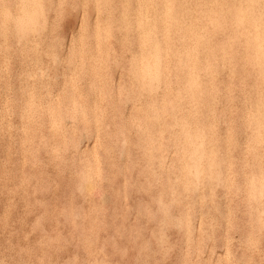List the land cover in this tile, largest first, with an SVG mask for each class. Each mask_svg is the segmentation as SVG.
Here are the masks:
<instances>
[{
    "label": "rangeland",
    "instance_id": "374dc122",
    "mask_svg": "<svg viewBox=\"0 0 264 264\" xmlns=\"http://www.w3.org/2000/svg\"><path fill=\"white\" fill-rule=\"evenodd\" d=\"M1 1L2 0H0V14L2 13V11H4V12L2 13L3 15H0V21H1L0 23H3V22L4 23L1 24L0 29L2 28V31L4 30L5 32L3 31V33H0V54H1L0 55V68H2V69H0V82L2 83V84L0 83V87H1L0 111L2 110L0 112V130H1L0 131V137H1L0 138V148H1L0 149V159H1L0 160V179H1L0 180V187H1L0 188V193H1L0 194V200H1L0 201V230H1L0 231V254H1L0 264H4V263L5 264H52V263L53 264L54 263L55 264H264V238L262 237V235H263L262 232L264 233V231H262V229L264 230V217H263L264 216V214H263L264 213V208H263L264 207V205H263L264 204V192H263L264 191V119H262V118H264V108H263L264 107V99H263L264 98V86H262V85H264V72H263V70H264V67H263L264 66L263 65L264 64V49H263L264 48V8L262 6V5H264V0L263 1L260 0L261 2L259 0H256L255 2H258V4L256 3L257 5H255L254 0H242V1L241 0H234V1L233 0H203V1L202 0H184L185 2L183 0H178V1L177 0H153V1L148 0V4H147L146 0H137V1L136 0H128V1L127 0H125V1L124 0H117V1L116 0H109V2H108V0H75V1L74 0H66V2H65V0H55V1L54 0H44V1L43 0H18V2L16 0H14L15 2L13 0H5L6 2L4 0H3L4 2H1ZM12 1H13V3H12ZM26 1L28 4L25 3ZM94 1H96V2L94 3ZM188 1H190V2H188ZM251 1H252V4H251ZM51 2H54V3H51ZM60 2H63V3L60 4ZM126 2H127V4H126ZM243 2L245 5H243ZM262 2H263V4H262ZM50 3H51V5H49ZM76 3H78V4H76ZM169 3H171V4H169ZM260 3H261V5H260ZM17 4L19 5V7ZM29 4H31V5H29ZM55 4H56V6H55ZM1 5H2V8H1ZM26 5H27V7H26ZM81 5H83V6L81 7ZM127 5L130 6V8L127 7ZM51 6H52V8H51ZM73 6H75V7H73ZM189 6H190V8H189ZM218 6H220V7H218ZM258 6L260 7V9H258ZM10 7H12V8L10 9ZM98 7L100 10L98 9ZM200 7H203V8L200 9ZM3 8H4V10H1ZM141 8H142V10H141ZM254 8H256L258 10H256V9L254 10ZM47 9L50 11H48ZM153 9H154V11H152ZM162 9H163V11H162ZM228 9H230V10H228ZM247 9L249 11H247ZM53 10H55V11H53ZM236 10L238 11V13L236 12ZM242 10L244 12H242ZM20 11L23 14L20 13ZM183 11L184 12L186 11L185 12L186 15H184L185 13ZM25 12H27V13H25ZM40 12H42L43 16ZM52 12L54 15L52 14ZM85 12L87 15L83 14ZM100 12H103V14H101ZM121 12H122V14L120 17L119 13H121ZM249 12H250V14H249ZM257 12H260L258 14L259 15L262 14V15L259 16L257 14ZM30 13H31V15H30ZM96 13H98L96 16L99 19L95 16ZM7 14L11 17L7 16ZM20 14H21V17H19ZM36 14H37V17H36ZM148 14H149V16H148ZM174 14H176V16H178V17H176ZM16 15H18V16H16ZM129 15L131 17H129ZM161 15L162 16L164 15L165 17L163 16V18H162ZM254 15L256 16L257 19L255 18ZM58 16L60 17V19ZM99 16H101L102 19ZM184 16H185V18H190L189 16H191V18L189 19L190 22L188 19L186 20L184 18ZM206 16H208L209 18ZM7 17H9V18H7ZM82 17L86 18V19L83 20ZM112 17H113V19H112ZM158 17L160 18V20ZM172 17L173 18L175 17V18L173 19ZM180 17H182V20ZM30 18H32V19H30ZM40 18L42 20H40ZM119 18H121L122 20ZM259 18H260V20H259ZM9 19H10V21H9ZM12 19L14 20V22L11 21ZM43 19L46 22H44ZM183 19L185 20V22ZM52 20H54V21H52ZM133 20L135 22H133ZM173 20H177V21H173ZM178 20H179V22H178ZM81 21L82 22L84 21V23L82 24ZM102 21H104V22H102ZM210 21H211V26L209 24ZM232 21H235L234 22L235 25L233 24ZM236 21H238V22H236ZM5 22L8 23L9 25L5 24ZM29 22H30V24L32 23V25H31L32 30H30L31 28L29 27L30 26ZM85 22H86V24H85ZM99 22H100V24H102L101 27H100ZM115 22H117V23H115ZM138 22H139V24H138ZM205 22H207V23H205ZM26 23L28 24L27 26H26ZM43 23H44V25H43ZM89 23H91L92 25ZM93 23H96V24L94 25ZM104 23H106V24H104ZM126 23H127V25H126ZM191 23H192V25H191ZM216 23H217V25H216ZM254 23H256V26H254L255 25ZM180 24H181L182 28L180 27ZM243 24H244L245 29L243 28ZM15 25H16V27H15ZM52 25H54V26H52ZM81 25H83L82 28H81ZM106 25H109V26H106ZM204 25H205V27H204ZM94 26H96V28ZM97 26L99 27L100 30L98 29ZM114 26H116V27H114ZM140 26L144 31L143 33H142V29L140 28ZM143 26L145 28H143ZM185 26L187 29L185 28ZM236 26L239 29H237ZM13 27H15V28H13ZM17 27H18V29H17ZM89 27H91V28L89 29ZM188 27H189V29H188ZM28 28H30V29H28ZM40 28H41V30L43 29L42 32H41ZM46 28H47V30H44ZM108 28H109V30H108ZM198 28H199V31L201 30L200 33H199V31H197ZM226 28L229 29L230 31L227 30ZM9 29L11 31L14 30L15 32H11ZM85 29H88V31ZM97 29H98V31H96ZM115 29H117V30H115ZM202 29L203 30L205 29V30L203 31ZM232 29H233V33L231 34ZM29 30H30V32L28 33ZM34 30H35V32H33ZM172 30H173V32H172ZM181 30H182V32H181ZM245 30H246V32H244ZM2 31H0V32H2ZM43 31H45V32H43ZM83 31L87 34H85ZM168 31L170 34L168 33ZM178 31H180V34H178L179 33ZM209 31L211 33H209ZM94 32H95V34H94ZM171 32L173 33V37H172ZM229 32H230V34H229ZM236 32L239 33V35ZM41 33H43L41 36L42 38L40 37ZM111 33H113V34H111ZM212 33H214L215 35ZM220 33L224 34V36L226 35L225 38ZM1 34H4V36H6V35H8V36H6L7 38L6 37L4 38V36ZM15 34H17V35H15ZM28 34H30V35H28ZM48 34H50V35H48ZM141 34L144 37H142ZM216 34L219 37H217ZM227 34H228V36H227ZM249 34H251V35H249ZM95 35H97V38L95 37ZM119 35H120V37H119ZM166 35H167V37H165ZM183 35L184 36L186 35V36L184 37ZM201 35H202V38L200 37ZM210 35L213 37H211ZM220 35L222 38L220 37ZM233 35H234V37H233ZM28 36H29V38H28ZM55 36H56V38H55ZM71 36H73V37H71ZM92 36L94 37V40H93ZM116 36H118V37L116 38ZM31 37H35V39H33ZM192 37H195V38H192ZM203 37H204V39H203ZM246 37L248 40L246 39ZM71 38H73L74 41ZM79 38H82V39H79ZM85 38L87 40H89V38H90V40L87 41ZM170 38H171V40H170ZM205 38H207V39H205ZM220 38L222 39V41L224 40L223 44H221ZM242 38H245V39L242 40ZM259 38H261V39H259ZM8 39L10 42L8 41ZM32 39H33V42H32ZM97 39H99L100 41ZM120 39H121V43H120ZM175 39H176V41H175ZM231 39L234 40V42H232ZM249 39L251 40V42ZM14 40H17V41H14ZM150 40L151 41L154 40L153 41L154 44H153V42L150 43L151 42ZM235 40H237V41H235ZM253 40H254V42H253ZM52 41H53V43H52ZM69 41H72V42L70 43ZM96 41H97V43L95 44ZM173 41H174V43H173ZM178 41L180 43H178ZM3 42H4V44H3ZM45 42L46 43L48 42L50 44L47 43L48 45H46ZM73 42L76 44H74ZM36 43L38 45L41 44V46L40 45L38 46ZM246 43H247V47H246ZM22 44H24V45H22ZM72 44H74V45L72 46ZM83 44H85L86 46ZM127 44H128V46H127ZM199 44L201 46H199ZM2 45L7 46V47L4 48V47H2ZM25 45L26 46L28 45L27 46L28 49L25 47ZM102 45H103V47H102ZM203 45L205 46V49H204ZM222 45H224V46L222 47ZM36 46L39 48L36 49L35 48ZM45 46H47V47H45ZM53 46L56 49L54 48V50H53ZM98 46L101 48L99 49ZM135 46L137 49H135ZM182 46H183V49H182ZM9 47H10V49H9ZM19 47L20 48L22 47L21 49L24 51H22ZM44 47L46 50L44 49ZM49 47H51V48H49ZM59 47H60V49H59ZM79 47H81L82 49ZM149 47H150V49H149ZM172 47L173 48L175 47V48L173 49ZM176 47H179V49ZM186 47H187V49H186ZM252 47H254L253 48L254 50L252 49ZM12 48H13V50H11ZM29 48H31V50L32 49L33 50L31 51ZM86 48L87 49L89 48V49L87 50ZM95 48L97 49V52L95 51L96 50ZM126 48H127V50L128 49L129 50L127 51ZM196 48L202 49L205 52L203 53L202 50H197ZM47 49H50V50H47ZM70 49H71V51H70ZM133 49L136 51H134ZM166 49L168 50V52ZM207 49L209 51H207ZM39 50H41V51H39ZM147 50H149L148 52H151V53L154 51V54L153 53L149 54L148 52L146 53ZM156 50H158V52H155ZM180 50L182 53L180 52ZM188 50H190V51H188ZM191 50H193V51H191ZM194 50L197 52H195ZM210 50L213 53H211ZM5 51L9 52L10 56H9V53H6ZM28 51L31 53H28ZM68 51H69V53H68ZM91 51H93V52H91ZM94 51H95V54H94ZM169 51L171 52V54H169L170 53ZM219 51H221V52H219ZM12 52H14V53H12ZM24 52H26L28 55ZM42 52H44V53H42ZM51 52L53 53V55ZM73 52L77 53V55L76 54L74 55ZM105 52H107V53H105ZM183 52L185 53V56H184ZM223 52H225L226 54ZM16 53H17V55H16ZM80 53L83 56L82 55L80 56ZM97 53H99V54H97ZM103 53L105 56L103 55ZM177 53H179L180 55L179 54L177 55ZM187 53H189V54H187ZM199 53H200V55H199ZM221 53L224 54V57ZM236 53H238V54L236 55ZM241 53H243V54L245 53L244 56ZM14 54L16 56H14ZM32 54L33 55L35 54V55L33 56ZM43 54H45V55H43ZM131 54H134L133 55L134 58H132ZM181 54H182V56H181ZM192 54H193V56H192ZM213 54H215V55H213ZM230 54L232 55V57H230L231 56ZM5 55H7V56H5ZM26 55H27V57H26ZM84 55H86L87 57H85ZM90 55L91 56L93 55L92 56L93 59H91ZM102 55H103V57H102ZM138 55H139V58H138ZM145 55H146V57H145ZM227 55H228V57H227ZM233 55H235V57H233ZM249 55H251V56H249ZM37 56H39V58ZM44 56H46V57H44ZM77 56L79 57V59L81 58L80 59L81 62ZM106 56H108L109 58ZM158 56H159V59L157 58ZM54 57H56V58H54ZM83 57H85V58H83ZM94 57H96V58H94ZM110 57H111V59H110ZM154 57H156V58H154ZM240 57H241V59H243V58H245V59L240 60L239 59ZM30 58L32 59V61ZM34 58H35L34 61H36V63L33 61ZM51 58L53 61L51 60ZM82 58L84 60H82ZM100 58H101V60H99ZM128 58L129 59L131 58L132 60L131 59L129 60ZM135 58H136V60H135ZM137 58L139 59L138 60L139 63H137ZM163 58L165 61L166 60L167 61L165 62L164 60H162ZM256 58H259V59L256 60ZM3 59L5 62H2ZM63 59H65V60H63ZM72 59H74V60H72ZM140 59H141V61H140ZM154 59H155V61H154ZM179 59L181 62H184V64H186L187 66L185 67V65L182 64L179 61ZM182 59H183V61H182ZM185 59H186V61H185ZM212 59H214L218 63L214 62V60H212ZM222 59H224V60L227 59V60L223 61ZM231 59H234V60H231ZM28 60H30V61H28ZM86 60H87V62H85ZM91 60H92V62H91ZM108 60H109V62H108ZM114 60H115V62H114ZM187 60H188V62H187ZM199 60H200V62H199ZM204 60H206V61H204ZM221 60L223 62H221ZM244 60H245V62H244ZM259 60H260V62H259ZM103 61H104L105 65L103 64ZM110 61H112L113 63H111ZM132 61H135V62L132 63ZM240 61H243V62H240ZM28 62H29V65L27 64ZM77 62H80V63H78V65H76ZM95 62L96 63L98 62V63L96 64ZM130 62L132 65L129 64ZM140 62H142V63H140ZM191 62H193V63H191ZM202 62H205L207 64L203 63V65H202L203 67H202V66H200L202 64ZM252 62H255V63H253V65H252ZM258 62H259V64H258ZM38 63H39V65H38ZM100 63H102V64H100ZM174 63H176V64H174ZM55 64H57V65H55ZM70 64H72V65L70 66ZM73 64H75L76 67L81 66V68L80 67H79L80 69L78 67L76 68ZM86 64H88V66ZM99 64H100V66H99ZM108 64L110 66H108ZM133 64H134V66H133ZM237 64H239V65H237ZM1 65H2V67H1ZM68 65H69V68L67 69ZM115 65H116V67H115ZM136 65H137V67H136ZM139 65H140V67H139ZM211 65H212V67H211ZM220 65H222V66L220 67ZM227 65L230 66L231 68L228 67ZM236 65H237L238 69L236 68ZM243 65H245V66L243 67ZM251 65L253 67V68L251 67L252 69L250 68ZM259 65L262 67H260ZM8 66L10 69L8 68ZM32 66H34V67H32ZM73 66H74V68H73ZM95 66H96V68H95ZM131 66L133 68L134 67L135 68L133 69ZM146 66H148L149 69ZM175 66H177V67H175ZM207 66H210V67L206 68ZM54 67H55L56 71H55ZM70 67L73 71L72 70L69 71ZM82 67L84 68V70ZM126 67H128L130 69H127ZM164 67L167 71H164ZM182 67H183V69H182ZM187 67H188L189 71H187ZM199 67H201V69H199ZM204 67L207 70H204ZM213 67H216V68L214 69ZM226 67H227V69L225 70ZM154 68H156V70ZM170 68L173 69L172 73H170L171 72ZM233 68H235V70ZM53 69H54V71H53ZM74 69H75V71L77 69H79V71L77 70L76 71L77 73H76L74 71ZM86 69H87V71H86ZM107 69H109V70H107ZM112 69H113V72H112ZM136 69H138V70H136ZM219 69L220 70L222 69V70L220 71ZM223 69H224V71H223ZM7 70L10 72H8ZM20 70H21V72H20ZM35 70L38 74L35 73ZM50 70H51V73H50ZM130 70L132 71V73ZM134 70L137 72L138 75H136ZM174 70L175 71L178 70V71H176L178 73H176ZM194 70H195V73H197V74H194ZM197 70H198V72H197ZM208 70L210 72H208ZM236 70H239V71L237 72ZM43 71H44V75H43ZM90 71L92 73H90ZM127 71H129V72H127ZM204 71H206V74H203V73H205ZM215 71H216V73L217 72L218 73L217 74L214 73ZM250 71H252V72H250ZM14 72H17V74L15 75ZM25 72H26L27 76L25 75ZM79 72H80V74L83 73L82 76L79 74ZM125 72L130 73V75L126 74ZM189 72H191V73H189ZM236 72L238 75L236 74ZM247 72L250 75V77L247 74ZM1 73L3 74V76L1 75ZM73 73H75V74H73ZM93 73H95V74H93ZM148 73L149 74L151 73L150 75L153 77L149 76ZM160 73H161V75H160ZM198 73L200 74L199 76H198ZM242 73H244V74H242ZM77 74H79V76H77ZM90 74L92 77L90 76ZM134 74H135V77L133 79ZM173 74H176V75L174 76ZM193 74L196 76H194ZM202 74L205 77L201 76ZM61 75H63V76H61ZM72 75H74L75 77ZM107 75H108V77H107ZM131 75H132V77H131ZM162 75L164 77H161ZM187 75H189V76H187ZM206 75H207V77H206ZM209 75H212V76H209ZM219 75L223 76V77H220ZM18 76H19V78H18ZM28 76L30 77L29 80H28V78H29ZM67 76H69V77H67ZM70 76L73 78V79H71L72 81H70V79H69V78H71ZM93 76L94 77L97 76V77L94 79ZM100 76H102V78ZM137 76H138V78H136ZM56 77H57V79H56ZM85 77L86 78L89 77L91 79L88 78V80H86ZM142 77L144 78L143 79L144 81L141 79ZM150 77H151V79H150ZM177 77H179V78H177ZM190 77L193 79H191ZM243 77H245V79ZM74 78H75V80H74ZM135 78L137 79V81ZM153 78H155V79H153ZM156 78L158 80H156ZM161 78L162 79L165 78V80L164 79L162 80ZM166 78H168V79L170 78L171 80H168ZM176 78H177L178 82L176 81ZM184 78L188 79L189 82L186 79L184 80ZM206 78H207V81H206ZM240 78L243 79V81L240 80ZM82 79H83V81H82ZM145 79L147 80V82L145 81ZM195 79H196V81H195ZM229 79L231 80L230 82H229ZM235 79L238 81H235ZM25 80L28 82H25ZM47 80H49V81H47ZM54 80H56V81H54ZM89 80L90 81L92 80L93 82L94 81L95 82L93 83L92 81L90 82ZM104 80H106V82H104ZM132 80H134V81H132ZM173 80H174V83H173ZM193 80H194V82H193ZM107 81H110V82H107ZM171 81L174 85L171 84ZM190 81L193 84H191ZM240 81H241V83H240ZM33 82H34V84H33ZM53 82H54V84H53ZM144 82L146 83L145 85H144ZM164 82H165V84H163ZM237 82H239V83H237ZM5 83H7L8 85ZM13 83H14V85H13ZM25 83L30 88L29 87L27 88L26 86H24V85H26ZM70 83L73 86H69ZM90 83H92L91 86L89 85ZM136 83H138L139 85H137ZM169 83L172 86L169 85ZM175 83H178V84H175ZM180 83H182V84H180ZM206 83L208 84V86H206L207 85ZM252 83H254V84H252ZM9 84L11 86L12 85L13 86L11 87ZM29 84H31V85H29ZM93 84H94V86H93ZM95 84H97V85H95ZM107 84H108V86H106ZM141 84H143V85H141ZM148 84H149V87L147 86ZM201 84L205 85V86H203V88H202ZM237 84H239V85H237ZM75 85L77 86V88ZM85 85H86V87L88 86L87 87L88 89L90 87L91 88L88 90L85 87ZM131 85H133V87H131ZM134 85L137 87L134 88L135 87ZM150 85L153 86V88H154V85H156L154 89L157 91L158 94L156 93V91H154V89L152 87H150ZM160 85H161V87H160ZM179 85H181V86L179 87ZM189 85L190 86L192 85V87H188ZM215 85H216V87H215ZM58 86L60 87L59 89H58ZM96 86L97 87L99 86L98 87L99 89L96 88ZM143 86H145V87H143ZM169 86H170V88H169ZM235 86H236L237 90L235 89ZM24 87H25V91L23 90ZM31 87H34V88H31ZM68 87H70V90L67 89ZM73 87H74V89H73ZM147 87H148V89H147ZM156 87H158V88H156ZM167 87H168L169 91L167 90ZM172 87H174L173 90H176L175 88L178 87L177 90L174 91V94H173V91L171 89ZM183 87H185V88L188 87V88L185 89ZM204 87L205 88L210 87L209 88L210 90L209 89L206 90ZM212 87H213V89H215V91L212 89ZM43 88H46V89H43ZM104 88H105V90H104ZM127 88H129V89L127 90ZM140 88H143V89H140ZM159 88H164L165 90L164 89L162 90ZM190 88L193 90H190ZM18 89H20V90H18ZM31 89L34 90V92ZM86 89H87V92H86ZM91 89L93 91H95L96 93L93 92ZM100 89L101 90L103 89L104 91L103 90L101 91ZM134 89H136V90H134ZM179 89H181L182 92L184 91L185 93H181V90H179ZM202 89L204 92L201 91ZM227 89H231L234 91L230 90L228 92ZM238 89H241L240 90L241 92H239ZM253 89L254 90L257 89L256 91H258V93L256 91H254ZM2 90H4V91H2ZM57 90H58V93H57ZM65 90H67L68 93ZM224 90L227 91V92H225L226 95H225V93H223ZM249 90H251V91L249 92ZM9 91H10V94H9ZM30 91H31V94H30ZM74 91L77 93H75ZM124 91L127 92V94ZM213 91H214V94H212ZM245 91H247V92H245ZM3 92H5L7 94H5V93L3 94ZM27 92H29L28 95H27ZM45 92H46V94H43ZM89 92H91V93H89ZM97 92L101 93L100 95H102V96L105 93V95H107L106 96L107 98L104 95L103 97H105V98H104V100H102L103 97H99L100 95L97 94ZM152 92H154V93L151 94ZM165 92H166V94H165ZM242 92H245V93H243V95H242ZM61 93H63L64 96ZM144 93H146V94H144ZM169 93L173 94L172 96L175 97L176 99L173 98L171 95H169ZM178 93L180 96L182 94V97H179ZM248 93H250V94L248 95ZM29 94L32 97H30ZM32 94H34L36 96H34ZM37 94H39V95H37ZM65 94H67V96ZM85 94H86V96H85ZM91 94H93V96ZM96 94L99 98V100H98V98L96 100L99 103L97 101L94 102V99L96 98V96H95ZM161 94H163V95H161ZM211 94L213 96H211ZM237 94H239V95H237ZM244 94H246V95H244ZM262 94H263V96H261ZM47 95H50V96L48 97ZM87 95H88V98H87ZM153 95H154V97H153ZM176 95H177V97H176ZM184 95H186V96H184ZM24 96H26V97H24ZM28 96L31 98V100H30V98H28ZM37 96H38V98H37ZM78 96H80V97H78ZM90 96L93 97V99H92L93 101L91 100L92 97H90ZM159 96L164 99L162 101V104H161L162 99ZM163 96H165V97H163ZM183 96H184V99H183L184 101L182 100ZM199 96L202 99H199L198 98ZM221 96H222V98H221ZM228 96H229V98H227ZM240 96H242L243 98ZM245 96L247 97V99L244 98ZM20 97H21V100H20ZM72 97L76 98V100L75 99L73 100ZM142 97H143V99H142ZM155 97L159 100V102H157V99ZM206 97H208V99H206ZM212 97H215V98L212 99ZM33 98L34 99L37 98V99H35L36 101L32 100ZM40 98H43V99H40ZM45 98H47V99H45ZM56 98H58V99H56ZM66 98L67 99L70 98V99L66 101ZM109 98H110V100H109ZM166 98L168 101L174 100L176 102L174 103V101H171V103H170V102L166 101ZM187 98H189V99H187ZM241 98L243 101L245 100L244 101L245 103H242ZM105 99H107L108 103H106ZM139 99H140V101H139ZM179 99H180V104H179V101H177ZM190 99H191V101H190ZM255 99L258 100V102ZM16 100H17V102H16ZM50 100L51 101L53 100V102H50ZM71 100L73 102L75 101L76 105L74 104L75 102L73 103ZM83 100L85 103L83 102ZM195 100H196V102H195ZM205 100H207L206 101L207 103L204 102ZM259 100H260V102H259ZM21 101H23L24 103H22ZM32 101L34 102V104L32 103ZM100 101H102V102H100ZM186 101H188L189 104ZM213 101L215 103H213ZM238 101L239 102L241 101V103H239ZM38 102H39V104H38ZM40 102H42L43 104ZM55 102H56V105H55ZM147 102L149 104H147ZM152 102H154L156 105ZM163 102L164 103L166 102L165 103L166 106L163 105L164 104ZM177 102H178V104H177ZM209 102L210 103L212 102V103L209 104ZM230 102H232V103H230ZM255 102H257V103H255ZM1 103H2V105H1ZM4 103L6 105H4ZM8 103H9V105H8ZM25 103H26V105H25ZM45 103H46V105H45ZM49 103H50V107H49ZM57 103H59L60 105L59 104L57 105ZM82 103H84V104H82ZM159 103H160V105H159ZM236 103H238V104H236ZM260 103H262V104H260ZM18 104L19 105L21 104V105L19 106ZM23 104H24V106H23ZM27 104H30V105L27 106ZM37 104H38V106L41 105V107H38V106H37L38 108L36 106L33 107L34 105H37ZM71 104L73 106H71ZM79 104H81L82 106ZM86 104L87 105L89 104L91 107H89V105L87 107ZM132 104H135V105H132ZM141 104H144L145 109H144L143 105H141ZM196 104H198L199 106H197ZM232 104L234 105V107ZM43 105H45V108ZM52 105H54V106H52ZM94 105H96V108ZM146 105H148V106H146ZM158 105L160 107H158ZM161 105L163 106V108L161 107ZM168 105H171L172 107L168 106ZM207 105H208V107H207ZM209 105H212V107ZM242 105H244L243 111H242V108H240V107H242ZM258 105H259V107H258ZM262 105H263V107H262ZM29 106H31V107H29ZM79 106L82 108L84 107V109L81 110V108ZM113 106H115V107H113ZM134 106H136V107L134 108ZM140 106L142 108H140ZM154 106H157V107L154 108ZM173 106H174V111H172ZM178 106H180V107H178ZM193 106H196L197 107L196 109H198V107H199V109H198L199 111L196 109L192 110V108H195ZM201 106H203V107L201 108ZM204 106H206V107H204ZM226 106H227V108H226ZM9 107H10V109H9ZM46 107L47 108L49 107V108L47 109ZM54 107H55V111L53 110ZM66 107H67V109H66ZM86 107H87V109L85 111ZM138 107H139V109H138ZM148 107H149V110H148ZM177 107L181 111L175 109ZM182 107H185V108H182ZM189 107H190V109H189ZM4 108H6V109L4 110ZM25 108H27L28 110ZM31 108H33L34 111ZM63 108H65L64 110H66L65 111V112H67L66 114H68L69 112L72 111L71 113H69L72 115H69V114H68V116L65 115V113L63 112L64 111ZM68 108H69V111H68ZM71 108H72V110H71ZM75 108H77V109H75ZM89 108H92V109H89ZM97 108H98V110H97ZM111 108H113V110ZM157 108L158 109L161 108L162 111L165 109V111H167L168 113H165L163 111V115H164V117H163V115L161 113V109H159L160 111L158 110V113L156 112ZM204 108H206L205 111H204ZM211 108H213V109H211ZM228 108H230V109H228ZM254 108H256V109L254 110ZM42 109H44V110H42ZM79 109H80V111H79ZM88 109H89V111H88ZM140 109H143V110H140ZM169 109H171V111ZM202 109H203V111L201 112ZM209 109H210V111H209ZM231 109H233V110H231ZM240 109H241V111H240ZM7 110H8V112H7ZM11 110H12V113H14V114H12L10 112ZM35 110L38 112H35ZM77 110L79 112H77V114H76ZM183 110H185V111H183ZM248 110H250L251 112H248ZM49 111H51V112H49ZM91 111L93 112V116L91 115L92 114ZM169 111H170L171 115H173V116H170V117L168 116V115H170ZM175 111H176V113L179 112L180 115L176 114ZM188 111L190 112V114ZM197 111H198V113H197ZM225 111H226V113H225ZM256 111L258 112L257 113L258 115H256V113H255ZM96 112H98V113H96ZM102 112H104L105 114ZM149 112H151V113H149ZM227 112H230V113H227ZM239 112L240 113L242 112L241 113L242 116ZM246 112H248V113H246ZM18 113L24 119L19 117L20 115ZM42 113H44L45 115H43ZM54 113L55 114L58 113V115L56 114L57 115L56 116ZM95 113H96V115H95ZM152 113H155V114L152 115ZM181 113H183V114H181ZM186 113L190 116H188ZM191 113H192V115H191ZM196 113L198 116H196ZM201 113H203V114H201ZM204 113L207 115V117ZM210 113L212 114V118L210 117L211 116ZM243 113L247 114L248 116L247 115L245 116V114H243ZM250 113L253 115H251ZM27 114H28V116H27ZM30 114H32V116H30ZM51 115H52V118H51ZM60 115H62L63 118ZM138 115L139 116L141 115V117H139ZM181 115H184L187 119ZM193 115H195V116H193ZM199 115L201 118L203 116L206 117L208 119V121L204 117L202 119L199 118ZM7 116H8V118H7ZM41 116H42V118H41ZM71 116H74L75 119ZM83 116L85 119L83 118ZM147 116H149V120H148ZM174 116H176V117H174ZM249 116L253 117V119L250 118ZM258 116H260V117H258ZM46 117L48 118V120ZM49 117H50V119H49ZM59 117L63 121H61ZM93 117L96 121H94ZM145 117H147V118H145ZM152 117H153V119L150 120V118H152ZM168 117L171 120L168 119ZM215 117L216 118L218 117L216 119V122H214ZM245 117H247V118H245ZM28 118L31 120H26ZM53 118H56V119L59 118L58 121L60 120V123L56 119L54 120ZM82 118H83V120H82ZM100 118L103 120H101ZM154 118H156V119H154ZM193 118L196 119L195 121H198L199 124H197V122L193 121L194 120ZM42 119H44V120H42ZM145 119H146L145 123L148 126V128L147 129L145 128V130H144L143 128L147 127L144 124ZM197 119H199V120H197ZM34 120H35V123H34ZM49 120L50 121L54 120L56 122H53V121L50 122ZM99 120H101L100 121L101 123L99 122ZM179 120H180V122L181 121L184 122V124H183V122H181L180 124H182L181 127L183 129L185 127V129L188 131L187 132V131H184L182 129L184 131V133H187L186 135L184 133L182 134L183 131L180 130L181 127H179V123H178ZM253 120L256 121L257 123L253 122ZM128 121H129L130 125L128 124ZM5 122L8 123L9 126ZM10 122L13 125V126L11 125V127H10ZM63 122H64L65 126H63ZM138 122H140V124ZM174 122H176V124ZM189 122L191 123L190 125H189ZM210 122H212V123H210ZM243 122H244L245 126H243L244 125ZM47 123H50V124L48 125ZM134 123H136L135 124L136 126L134 125ZM152 123L154 125H152ZM216 123H218L219 126ZM225 123L227 124V126L225 125ZM20 124L22 126H20ZM26 124H27V126H26ZM59 124H62V125H60V127L58 128ZM92 124H94V125H92ZM161 124L164 125V126L162 125V128H161ZM186 124L188 126H186ZM200 124H202L201 127L203 126L202 129L199 126ZM250 124L253 127L255 126V128H253ZM41 125H42V127H40ZM46 125L49 127H47ZM55 125H58V126H55ZM139 125H141L142 128H141V126L139 127ZM173 125H176V127H174ZM192 125H193V127H192ZM5 126H7V127H5ZM15 126L17 127L18 130L15 128ZM54 126L56 127V129L54 128ZM167 126H170V127L167 128ZM13 127L18 132L16 130L14 131ZM104 127L105 128L108 127L107 128L108 130L105 129ZM156 127H159V128H156ZM172 127H173V130L171 129ZM178 127H179V129H178ZM197 127L199 130L197 129ZM226 127H230L231 129L226 128ZM21 128H23V129H21ZM40 128L43 130H41ZM216 128H218V129H216ZM27 129H28V131H27ZM59 129L62 131H60ZM205 129H206V131H205ZM226 129H227V131H226ZM44 130L47 132H45ZM170 130L174 131L175 133L171 132ZM192 130H193V132H192ZM197 130H198V132H197ZM202 130H203L204 134L201 132ZM254 130L256 132H254ZM101 131H102V133H101ZM139 131H140V133H139ZM143 131H145V132H143ZM158 131H161V132L158 133ZM176 131L178 133H176ZM208 131L210 133H208ZM230 131H231V133H230ZM251 132H252V134H251ZM13 133H15V134H13ZM105 133H107V135ZM143 133H146L147 137ZM162 133H164V134H162ZM173 133L177 134L179 136L181 134L182 137L179 138L177 135L176 136L173 135ZM197 133L198 134L200 133L201 135L203 134V136H200ZM46 134H48V135H46ZM149 134L151 136L154 134L152 136L153 138ZM159 134L160 135L162 134L163 137L160 136ZM256 134H258V135H256ZM227 135H229L230 137ZM234 135L235 136L237 135V136L235 137ZM13 136H14V138H13ZM155 136H156L157 140H156ZM197 136L201 140V142H199L200 141L199 139L196 140ZM214 136L216 139L214 138ZM240 136H242V137L240 138ZM2 137H4V138H2ZM32 137L34 138V140ZM148 137H150L151 139ZM158 137L162 141L159 140ZM183 137H186L187 139L190 137L189 140L190 139H192V140L189 141ZM7 138H9V139L11 138V139L9 140ZM69 138H71V139H69ZM95 138H96V140H94ZM207 138H208V140H207ZM224 138L226 140H224ZM27 139H28V141H27ZM68 139L71 140V142ZM147 139H149V140L147 141ZM152 139L154 142L152 141ZM30 140H32V141H30ZM44 140L45 141L48 140L49 142L48 141L45 142ZM98 140H99V143L101 145L98 143ZM106 140H109V141H106ZM155 140H156V145H155ZM184 140H185V143H184ZM227 140H228V142H227ZM39 141H40V143H39ZM150 141H152V142H150ZM191 141H192V144H191ZM215 141H216V143H215ZM223 141H224V143H223ZM4 142H6V143H4ZM14 142L16 143L15 145H14ZM139 142H141V143H139ZM143 142L145 143L144 145L142 144ZM21 143H22V145H21ZM26 143H27V145H26ZM67 143H69V144H67ZM109 143H110V145H109ZM157 143H158L159 147L157 146ZM171 143H173L174 145ZM198 143H199V145L200 144L202 145L203 149H202V147H200L198 145ZM203 143H205V144H203ZM41 144H43V145L45 144L44 146L47 147V149H45V147ZM141 144H142V146H141ZM180 144H181V146H180ZM227 144L231 148H229ZM239 145H240V147H239ZM11 146L12 147L16 146V147L12 148ZM42 146H43V148H41ZM51 146H53V147H51ZM54 146H55V148H54ZM194 146L196 148H194ZM204 146H205V148H204ZM212 146L213 147L215 146V147L213 148ZM217 146H218V148L220 147V149H218ZM244 146H246V147H244ZM19 147H20V149H19ZM58 147H59V149H58ZM139 147H140V149H139ZM27 148H28V150H27ZM40 148L42 151L40 150ZM72 148H74L73 151H72ZM154 148L157 150V153L155 152L156 150L154 151ZM162 148H163V150H162ZM21 149H23V150L21 151ZM89 149H90L91 153H89ZM92 149L94 151H92ZM142 149H144V150L142 151ZM175 149L178 150V154H176L177 151L175 152ZM180 149H181V151H180ZM192 149H193V151H192ZM194 149H195V153H194ZM254 149H255V151H254ZM32 150H34V151H32ZM95 150L97 151V153ZM182 150H183V152H182ZM184 150L186 151L185 153H184ZM199 150H200V153H199ZM242 150H244V151H242ZM251 150H253V151H251ZM22 152H23V154H22ZM61 152H62V154H61ZM143 152H145V154ZM162 152L164 154H162ZM191 152H192V154H191ZM216 152L218 154H216ZM50 153H52V154H50ZM148 153H150V154H148ZM180 153L182 154V156ZM208 153H209V155H211V157L208 156L206 159L205 156H207ZM219 153L221 156L219 155ZM14 154L17 156L19 155V156L17 157ZM172 154H173V157H171ZM55 155H57V157ZM91 155H92V158H94L95 160L91 158ZM41 156L43 159L41 158ZM67 156L69 159L67 158ZM98 156L100 159L98 158ZM145 156L147 158H145ZM163 157H164V159H163ZM187 157L188 158L191 157V158L188 160ZM16 158H18V159L16 160ZM33 158H34V160H33ZM50 158H52V159H50ZM61 158L63 161V162L61 161L62 163L60 162ZM209 158L210 159L212 158L211 161H213V164H212V162H210V160H208ZM39 159H40V161H39ZM46 159H47V161H46ZM160 159H161V162H160ZM169 159H171V160H169ZM195 159H197V160H195ZM201 159H202V161H201ZM203 159H205V161ZM54 160H56V161H54ZM86 160H87V162H86ZM193 160L196 161L197 163L196 162L191 163V161H193ZM178 161H179V163H181V162L182 163L178 164ZM198 161L200 164L198 163ZM48 162H49V164H48ZM81 162H83V163H81ZM89 162L91 165L88 164ZM202 162H205V163L202 164ZM218 163H219V165H218ZM63 164H65L67 169ZM158 164L160 165V167L158 166ZM162 164H164V165H162ZM185 164H188L190 167L188 165L186 166ZM193 164L195 166L194 168H193ZM228 164L231 167H229ZM53 165H55V166H53ZM85 165H87V166H85ZM179 165H181V166L183 165L182 166L183 168ZM222 165H223V167H222ZM109 166H110V169H109ZM172 166L174 169H172ZM184 166H186L187 169H189L191 171L190 172H189V170L187 171V169H185L186 167H184ZM197 166H198V168H197ZM201 166H203L204 168L203 167L200 168ZM209 166L212 168L211 169L209 168L208 169L209 171H208L206 169ZM214 166L216 167V169ZM13 167H14V169H13ZM88 167H89V169H88ZM166 167L171 169V170L166 169ZM217 167H218V169H217ZM145 168H148V169H145ZM40 169H42V170H40ZM81 169H83V170H81ZM96 169H97V171H96ZM150 169H152V170H150ZM181 169H182V171H181ZM184 169H185V171H184ZM88 170L90 172H88ZM203 170L207 171V173H205V171H203ZM222 170H224V171H222ZM146 171H147V173H146ZM200 171H201V173H200ZM257 171H259V172H257ZM20 172H21V174H20ZM24 172H26V173H24ZM179 172L183 175L181 176V174H178ZM208 172L211 174H209ZM81 173H82V175H81ZM92 173L93 174L95 173L94 175H96L98 177V179L96 176L92 175ZM152 173H154V175H152ZM189 173L190 174L192 173L195 176H193V175L190 176ZM212 173L214 174L215 177L212 176ZM251 173H252V175H251ZM4 174H6V175H4ZM54 174H55V177H54ZM172 174H173V177H172ZM187 174H189V175H187ZM222 174L224 177L222 176ZM224 174H227V175H224ZM26 175H27V177H26ZM102 175H103V177H102ZM28 176L31 177V179ZM187 176H189L190 178H188ZM181 177L184 179H182ZM218 177H219V179H217ZM82 178L84 181H82ZM166 178L168 179L167 181L165 180ZM209 178H211V179H209ZM2 179H4V181ZM23 179H25V180L23 181ZM89 179L91 180L92 184L90 183ZM177 179H179V181ZM205 179H207V181ZM215 179H216V181H215ZM248 179H250V180H248ZM14 180H16V181H14ZM85 180H87V181H85ZM94 180H95V182H94ZM152 180H154V181H152ZM199 180H201V181H199ZM261 180H262V182H261ZM79 182H81V183L79 184ZM85 182L88 184H83ZM197 182L203 187H200V185L197 184ZM11 183H13V184H11ZM255 183H257V184H255ZM27 184H28V186H27ZM158 184L160 186H158ZM84 185H88V186H84ZM210 185H212V187ZM207 186L209 187L210 190L208 189ZM220 186H221V189H220ZM253 186H255V187H253ZM84 187H86L87 189L86 188L84 189ZM93 187H95V188H93ZM191 187L193 189H191ZM23 188H24V191H23ZM27 188H28V190H27ZM89 188H91V189H89ZM203 188H207V190L203 189ZM248 188L250 189V191L252 190V192L253 191L254 192L248 193V191H249ZM213 189H215V190H213ZM247 189H248V191H247ZM82 190H84V191L82 192ZM95 190H97V191H95ZM12 191H13V193H12ZM201 191H203V192H201ZM210 191H211V193H210ZM256 191L258 192V194L255 193ZM189 192H191V194ZM261 192H263V193H261ZM24 193H25V195H24ZM205 194H207L209 196H207ZM256 194L258 196H256ZM179 195H180V198H179ZM210 195H211V197H210ZM2 196H3V198H2ZM49 196H50V198H49ZM199 196H202V197L207 196L208 198H204V197L202 198ZM249 197L252 199H250ZM256 197H257V199H259V201L256 199ZM210 198H211V200H210ZM249 200H251V201H249ZM12 201H13V203H12ZM38 201H39V203H36ZM169 201H171V202H169ZM191 201H193L195 203V205L196 204L197 205L195 206L194 203ZM19 202H21V203H19ZM192 203L195 207L192 205ZM11 204H13V205H11ZM93 204H95V205H93ZM213 204H214V206H213ZM27 205L29 207H26ZM52 205H53V207H52ZM167 206H169V209ZM7 208H9V209H7ZM15 208H17V209H15ZM158 208H159V210H158ZM191 208L193 209V211ZM13 210H14V212H13ZM161 210H163V211H161ZM172 210H173V212H172ZM31 211H33V212H31ZM164 212H166V213L164 214ZM177 212H179V213H177ZM42 213H44V214H42ZM83 213H84V215H83ZM260 213H261V215H260ZM28 215H29V217H28ZM165 215H167L169 217H167ZM258 215H260V216H258ZM181 216H183V217L181 218ZM94 219H95V221H94ZM167 219H169V221ZM27 221L29 222V224ZM179 221H180V223H179ZM22 222H24V223H22ZM34 222L36 224L33 225ZM38 222L40 223V225L38 224ZM254 222H255V225L259 228V231H261V232L258 231V228L254 227L255 226L253 224ZM57 224H59V225H57ZM187 224H188V226L190 225L189 228H188ZM179 225L181 226L180 229H179ZM211 226H212V228H211ZM253 228L256 230H254ZM86 229L88 231H85ZM28 234H30V235H28ZM94 236H95V238H94ZM41 238L43 241L41 240ZM84 238H86L85 241H84ZM63 239H65V240L63 241ZM94 239H96V240H94ZM5 240H6V242L7 241L8 242L6 243ZM26 240H27V242H26ZM65 241H67V242H65ZM92 241H93V243H92ZM87 243H88V245H87ZM91 244H93V245H91ZM61 246H62V248H61ZM36 258H37V260H36ZM46 260H48V261H46Z\"/></svg>",
    "mask_w": 264,
    "mask_h": 264
},
{
    "label": "bare ground",
    "instance_id": "6f19581e",
    "mask_svg": "<svg viewBox=\"0 0 264 264\" xmlns=\"http://www.w3.org/2000/svg\"><path fill=\"white\" fill-rule=\"evenodd\" d=\"M4 1H5V0H4ZM4 1L2 0L1 2H4ZM13 1H14V0H13ZM13 1H12V3H13ZM16 1L18 2V0H16ZM43 1H44V0H43ZM54 1H55V0H54ZM74 1H75V0H74ZM116 1H117V0H116ZM124 1H125V0H124ZM127 1H128V0H127ZM136 1H137V0H136ZM146 1H147V4H148V0H146ZM152 1H153V0H152ZM177 1H178V0H177ZM183 1H184V0H183ZM202 1H203V0H202ZM233 1H234V0H233ZM241 1H242V0H241ZM255 1H256V0H254V2H255ZM259 1H260V0H259ZM262 1H263V0H262ZM5 2H6V1H5ZM14 2H15V1H14ZM19 2H20V1H19ZM33 2H34V1H33ZM47 2H48V1H47ZM65 2H66V0H65ZM76 2H77V1H76ZM95 2H96V1H94V3H95ZM108 2H109V0H108ZM184 2H185V1H184ZM188 2H190V1H188ZM249 2H250V1H249ZM260 2H261V1H260ZM25 3H27V1H26ZM31 3H32V2H31ZM51 3H54V2H51ZM51 3H50L49 5H51ZM61 3H63V2H60V4H61ZM87 3H88V2H87ZM115 3H116V2H115ZM135 3H136V2H135ZM149 3H150V2H149ZM196 3H197V2H196ZM231 3H232V2H231ZM256 3L258 4V2H255V5H257ZM6 4H7V3H6ZM6 4H5V5H6ZM14 4H15V3H14ZM27 4H28V3H27ZM76 4H78V3H76ZM79 4H80V3H79ZM96 4H97V3H96ZM96 4H95V5H96ZM98 4H99V3H98ZM109 4H110V3H109ZM121 4H122V3H121ZM126 4H127V2H126ZM129 4H130V3H129ZM133 4H134V3H133ZM133 4H132V5H133ZM155 4H156V3H155ZM169 4H171V3H169ZM251 4H252V1H251ZM262 4H263V2H262ZM2 5H3V4H2ZM2 5H1V8H2ZM17 5H18V4H17ZM29 5H31V4H29ZM33 5H34V4H33ZM57 5H58V4H57ZM83 5H84V4H83ZM83 5H81V7H82ZM139 5H140V4H139ZM158 5H159V4H158ZM164 5H165V4H164ZM164 5H163V6H164ZM198 5H199V4H198ZM209 5H210V4H209ZM216 5H217V4H216ZM243 5H245L244 2H243ZM247 5H248V4H247ZM260 5H261V3H260ZM14 6H15V5H14ZM52 6H53V5H52ZM52 6H51V8H52ZM55 6H56V4H55ZM55 6H54V7H55ZM63 6H64V5H63ZM96 6H97V5H96ZM102 6H103V5H102ZM107 6H108V5H107ZM121 6H122V5H121ZM165 6H166V5H165ZM165 6H164V7H165ZM171 6H172V5H171ZM183 6H184V5H183ZM199 6H200V5H199ZM223 6H224V5H223ZM262 6H263V8H264V5H262ZM18 7H19V5H18ZM26 7H27V5H26ZM45 7H46V6H45ZM73 7H75V6H73ZM73 7H72V8H73ZM81 7H80V8H81ZM127 7L130 8V6H128V5H127ZM131 7H132V6H131ZM139 7H140V6H139ZM151 7H152V6H151ZM164 7H163V8H164ZM173 7H174V6H173ZM179 7H180V6H179ZM205 7H206V6H205ZM214 7H215V6H214ZM218 7H220V6H218ZM245 7H246V6H245ZM11 8H12V7H10V9H11ZM85 8H86V7H85ZM145 8H146V7H145ZM169 8H170V7H169ZM189 8H190V6H189ZM201 8H203V7H200V9H201ZM242 8H243V7H242ZM251 8H252V7H251ZM29 9H30V8H29ZM42 9H43V8H42ZM57 9H58V8H57ZM60 9H61V8H60ZM60 9H59V10H60ZM98 9H99V7H98ZM103 9H104V8H103ZM117 9H118V8H117ZM167 9H168V8H167ZM173 9H174V8H173ZM173 9H172V10H173ZM191 9H192V8H191ZM191 9H190V10H191ZM204 9H205V8H204ZM235 9H236V8H235ZM255 9H256V8H254V10H255ZM258 9H260L259 6H258ZM258 9H256V10H258ZM1 10H4V8L1 9ZM19 10H20V9H19ZM47 10H48V9H47ZM55 10H56V9H55ZM55 10H53V11H55ZM83 10H84V9H83ZM99 10H100V9H99ZM99 10H98V11H99ZM106 10H107V9H106ZM115 10H116V9H115ZM141 10H142V8H141ZM164 10H165V9H164ZM168 10H169V9H168ZM210 10H211V9H210ZM228 10H230V9H228ZM261 10H262V9H261ZM43 11H44V10H43ZM48 11H50V10H48ZM103 11H104V10H103ZM111 11H112V10H111ZM126 11H127V10H126ZM152 11H154V9H153ZM160 11H161V10H160ZM160 11H159V12H160ZM162 11H163V9H162ZM207 11H208V10H207ZM212 11H213V10H212ZM233 11H234V10H233ZM245 11H246V10H245ZM247 11H249V10L247 9ZM3 12H4V11H2V13H3ZM7 12H8V11H7ZM27 12H28V11H27ZM27 12H25V13H27ZM58 12H59V11H58ZM94 12H95V11H94ZM145 12H146V11H145ZM145 12H144V13H145ZM170 12H171V11H170ZM170 12H169V13H170ZM183 12H184V11H183ZM185 12H186V11H185ZM185 12H184V13H185ZM199 12H200V11H199ZM203 12H204V11H203ZM230 12H231V11H230ZM236 12L238 13L237 10H236ZM242 12H244V11L242 10ZM251 12H252V11H251ZM2 13H1L0 15H3ZM17 13H18V12H17ZM20 13H22V12L20 11ZM40 13L42 14V12H40ZM43 13H44V12H43ZM98 13H99V12H98ZM98 13H96L95 16H96ZM100 13L103 14V12H100ZM132 13H133V12H132ZM161 13H162V12H161ZM164 13H165V12H164ZM201 13H202V12H201ZM204 13H205V12H204ZM204 13H203V14H204ZM214 13H215V12H214ZM253 13H254V12H253ZM253 13H252V14H253ZM258 13H260V12H257V14H258ZM5 14H6V13H5ZM9 14H10V13H9ZM14 14H15V13H14ZM22 14H23V13H22ZM28 14H29V13H28ZM52 14H53V12H52ZM58 14H59V13H58ZM79 14H80V13H79ZM83 14L85 15L86 12L83 13ZM119 14H120V17H121L122 12L119 13ZM123 14H124V13H123ZM156 14H157V13H156ZM158 14H159V13H158ZM177 14H178V13H177ZM196 14H197V13H196ZM209 14H210V13H209ZM232 14H233V13H232ZM249 14H250V12H249ZM255 14H256V13H255ZM11 15H12V14H11ZM18 15H19V14H18ZM18 15H16V16H18ZM30 15H31V13H30ZM46 15H47V14H46ZM50 15H51V14H50ZM53 15H54V14H53ZM84 15H83V16H84ZM86 15H87V14H86ZM99 15H100V14H99ZM107 15H108V14H107ZM116 15H117V14H116ZM127 15H128V14H127ZM130 15H131V14H130ZM130 15H129V17H131ZM138 15H139V14H138ZM166 15H167V14H166ZM174 15L176 16V14H174ZM179 15H180V14H179ZM184 15H186V13H185ZM201 15H202V14H201ZM206 15H207V14H206ZM228 15H229V14H228ZM245 15H246V14H245ZM258 15H259V14H258ZM260 15H262V14H260ZM260 15H259V16H260ZM4 16H5V15H4ZM7 16H9V15L7 14ZM14 16H15V15H14ZM14 16H13V17H14ZM42 16H43V14H42ZM56 16H57V15H56ZM93 16H94V15H93ZM139 16H140V15H139ZM143 16H144V15H143ZM148 16H149V14H148ZM158 16H159V15H158ZM161 16H162V15H161ZM163 16H164V15H163ZM163 16H162V18H163ZM216 16H217V15H216ZM236 16H237V15H236ZM254 16H255V15H254ZM2 17H3V16H2ZM5 17H6V16H5ZM9 17H11V16H9ZM9 17H7V18H9ZM19 17H21V14H20ZM25 17H26V16H25ZM36 17H37V14H36ZM36 17H35V18H36ZM58 17H59V16H58ZM85 17H86V16H85ZM96 17H97V16H96ZM99 17L101 18V16H99ZM103 17H104V16H103ZM106 17H107V16H106ZM108 17H109V16H108ZM118 17H119V16H118ZM123 17H124V16H123ZM126 17H127V16H126ZM136 17H137V16H136ZM140 17H141V16H140ZM164 17H165V16H164ZM176 17H178V16H176ZM186 17H187V16H186ZM189 17L191 18V16H189ZM206 17H208V16H206ZM231 17H232V16H231ZM3 18H4V17H3ZM14 18H15V17H14ZM14 18H13V19H14ZM35 18H34V19H35ZM44 18H45V17H44ZM54 18H55V17H54ZM82 18H83V17H82ZM90 18H91V17H90ZM93 18H94V17H93ZM97 18H98V17H97ZM134 18H135V17H134ZM158 18H159V17H158ZM170 18H171V17H170ZM172 18H173V17H172ZM174 18H175V17H174ZM174 18H173V19H174ZM180 18H181V20H182V17H180ZM184 18H185V16H184ZM190 18H185V19H186V20H187V19L189 20ZM208 18H209V17H208ZM236 18H237V17H236ZM236 18H235V19H236ZM255 18H256V16H255ZM13 19H12L11 21L14 22ZM16 19H17V18H16ZM30 19H32V18H30ZM51 19H52V18H51ZM51 19H50V20H51ZM56 19H57V18H56ZM59 19H60V17H59ZM59 19H58V20H59ZM85 19H86V18H83V20H85ZM98 19H99V18H98ZM101 19H102V18H101ZM112 19H113V17H112ZM119 19H121V18H119ZM123 19H124V18H123ZM156 19H157V18H156ZM202 19H203V18H202ZM240 19H241V18H240ZM247 19H248V18H247ZM256 19H257V18H256ZM262 19H263V18H262ZM17 20H18V19H17ZM19 20H20V19H19ZM40 20H42V19L40 18ZM46 20H47V19H46ZM80 20H81V19H80ZM93 20H94V19H93ZM121 20H122V19H121ZM126 20H127V19H126ZM146 20H147V19H146ZM159 20H160V18H159ZM183 20H184V19H183ZM195 20H196V19H195ZM198 20H199V19H198ZM212 20H213V19H212ZM259 20H260V18H259ZM9 21H10V19H9ZM30 21H31V20H30ZM43 21H44V19H43ZM47 21H48V20H47ZM52 21H54V20H52ZM55 21H56V20H55ZM88 21H89V20H88ZM88 21H87V22H88ZM95 21H96V20H95ZM112 21H113V20H112ZM140 21H141V20H140ZM161 21H162V20H161ZM173 21H177V20H173ZM224 21H225V20H224ZM230 21H231V20H230ZM246 21H247V20H246ZM257 21H258V20H257ZM0 22H1V21H0ZM6 22H7V21H6ZM6 22H5V24H8V23H6ZM15 22H16V21H15ZM31 22H32V21H31ZM34 22H35V21H34ZM44 22H46V21H44ZM58 22H59V21H58ZM79 22H80V21H79ZM81 22H82V21H81ZM93 22H94V21H93ZM102 22H104V21H102ZM126 22H127V21H126ZM130 22H131V21H130ZM130 22H129V23H130ZM133 22H135V21L133 20ZM148 22H149V21H148ZM158 22H159V21H158ZM178 22H179V20H178ZM184 22H185V20H184ZM189 22H190V20H189ZM189 22H188V23H189ZM201 22H202V21H201ZM232 22H233V24H234L235 21H232ZM232 22H231V23H232ZM236 22H238V21H236ZM254 22H255V21H254ZM3 23H4V22H3ZM3 23H0V26H1V24H3ZM39 23H40V22H39ZM56 23H57V22H56ZM83 23H84V21L82 22V24H83ZM91 23H92V22H91ZM91 23H89V24H91ZM113 23H114V22H113ZM115 23H117V22H115ZM153 23H154V22H153ZM175 23H176V22H175ZM199 23H200V22H199ZM205 23H207V22H205ZM214 23H215V22H214ZM224 23H225V22H224ZM224 23H223V24H224ZM249 23H250V22H249ZM14 24H15V23H14ZM14 24H13V25H14ZM18 24H19V23H18ZM29 24H30V22H29ZM41 24H42V23H41ZM45 24H46V23H45ZM50 24H51V23H50ZM85 24H86V22H85ZM93 24L95 25L96 23H93ZM99 24H100V22H99ZM104 24H106V23H104ZM136 24H137V23H136ZM138 24H139V22H138ZM140 24H141V23H140ZM144 24H145V23H144ZM149 24H150V23H149ZM155 24H156V23H155ZM182 24H183V23H182ZM200 24H201V23H200ZM209 24H210V26H211V21H210ZM219 24H220V23H219ZM241 24H242V23H241ZM254 24H255L254 26H256V23H254ZM258 24H259V23H258ZM258 24H257V25H258ZM8 25H9V24H8ZM20 25H21V24H20ZM27 25H28V24L26 23V26H27ZM31 25H32V23H31L30 26H29L30 28H31ZM43 25H44V23H43ZM58 25H59V24H58ZM79 25H80V24H79ZM91 25H92V24H91ZM101 25H102V24H100V27H101ZM110 25H111V24H110ZM121 25H122V24H121ZM124 25H125V24H124ZM126 25H127V23H126ZM178 25H179V24H178ZM187 25H188V24H187ZM191 25H192V23H191ZM216 25H217V23H216ZM225 25H226V24H225ZM234 25H235V24H234ZM237 25H238V24H237ZM247 25H248V24H247ZM247 25H246V26H247ZM37 26H38V25H37ZM49 26H50V25H49ZM52 26H54V25H52ZM56 26H57V25H56ZM82 26H83V25H81V28H82ZM98 26H99V25H98ZM98 26H97V27H98ZM106 26H109V25H106ZM171 26H172V25H171ZM199 26H200V25H199ZM228 26H229V25H228ZM249 26H250V25H249ZM258 26H259V25H258ZM15 27H16V25H15ZM15 27H13V28H15ZM39 27H40V26H39ZM42 27H43V26H42ZM46 27H47V26H46ZM91 27H92V26H91ZM91 27H89V29H90ZM94 27L96 28V26H94ZM114 27H116V26H114ZM138 27H139V26H138ZM172 27H173V26H172ZM180 27H181V24H180ZM189 27H190V26H189ZM189 27H188V29H189ZM197 27H198V26H197ZM204 27H205V25H204ZM224 27H225V26H224ZM236 27H237V26H236ZM250 27H251V26H250ZM3 28H4V27H3ZM9 28H10V27H9ZM26 28H27V27H26ZM30 28H28V29H30ZM37 28H38V27H37ZM48 28H49V27H48ZM84 28H85V27H84ZM92 28H93V27H92ZM102 28H103V27H102ZM104 28H105V27H104ZM120 28H121V27H120ZM140 28H141V26H140ZM143 28H145V27L143 26ZM169 28H170V27H169ZM181 28H182V27H181ZM183 28H184V27H183ZM185 28H186V26H185ZM191 28H192V27H191ZM194 28H195V27H194ZM200 28H201V27H200ZM243 28H244V24H243ZM256 28H257V27H256ZM11 29H12V28H11ZM17 29H18V27H17ZM98 29H99V27H98ZM98 29H97L96 31H98ZM141 29H142V28H141ZM152 29H153V28H152ZM173 29H174V28H173ZM186 29H187V28H186ZM186 29H185V30H186ZM226 29H227V28H226ZM237 29H239V28L237 27ZM244 29H245V28H244ZM252 29H253V28H252ZM9 30H10V29H9ZM30 30H32V28H31ZM30 30L28 31V33L30 32ZM40 30H41V28H40ZM42 30H43V29H42ZM42 30H41V32H42ZM44 30H47V28L44 29ZM85 30L88 31V29H85ZM92 30H93V29H92ZM94 30H95V29H94ZM99 30H100V29H99ZM102 30H103V29H102ZM108 30H109V28H108ZM108 30H107V31H108ZM115 30H117V29H115ZM118 30H119V29H118ZM120 30H121V29H120ZM124 30H125V29H124ZM174 30H175V29H174ZM202 30H203V29H202ZM204 30H205V29H204ZM204 30H203V31H204ZM208 30H209V29H208ZM227 30H229V29H227ZM0 31H2V28L0 29ZM3 31H4V30H3ZM3 31L0 32V33H3ZM10 31H11V30H10ZM80 31H81V30H80ZM90 31H91V30H90ZM96 31H95V32H96ZM110 31H111V30H110ZM137 31H138V30H137ZM139 31H140V30H139ZM155 31H156V30H155ZM160 31H161V30H160ZM175 31H176V30H175ZM183 31H184V30H183ZM191 31H192V30H191ZM197 31H199V28H198ZM197 31H196V32H197ZM200 31H201V30H200ZM200 31H199V33H200ZM222 31H223V30H222ZM229 31H230V30H229ZM4 32H5V31H4ZM11 32H15V31L13 30V31H11ZM33 32H35V30H34ZM43 32H45V31H43ZM49 32H50V31H49ZM81 32H82V31H81ZM83 32H84V31H83ZM92 32H93V31H92ZM95 32H94V34H95ZM104 32H105V31H104ZM123 32H124V31H123ZM128 32H129V31H128ZM143 32H144V31H143V29H142V33H143ZM148 32H149V31H148ZM172 32H173V30H172ZM172 32H171V34H172V37H173V33H172ZM178 32H179V33H178ZM178 32H177V33L180 34V31H178ZM181 32H182V30H181ZM217 32H218V31H217ZM244 32H246V30H245ZM248 32H249V31H248ZM9 33H10V32H9ZM25 33H26V32H25ZM36 33H37V32H36ZM84 33H85V32H84ZM107 33H108V32H107ZM168 33H169V31H168ZM168 33H167V34H168ZM190 33H191V32H190ZM209 33H211V32L209 31ZM214 33H215V32H214ZM214 33H212V34H214ZM222 33H223V32H222ZM222 33H220V34H222ZM232 33H233V29H232L231 34H232ZM236 33H237V32H236ZM260 33H261V32H260ZM12 34H13V33H12ZM19 34H20V33H19ZM32 34H33V33H32ZM37 34H38V33H37ZM37 34H36V35H37ZM42 34H43V33H41L40 37L42 36ZM50 34H51V33H50ZM50 34H48V35H50ZM52 34H53V33H52ZM54 34H55V33H54ZM79 34H80V33H79ZM85 34H87V33H85ZM111 34H113V33H111ZM131 34H132V33H131ZM135 34H136V33H135ZM139 34H140V33H139ZM169 34H170V33H169ZM202 34H203V33H202ZM207 34H208V33H207ZM229 34H230V32H229ZM237 34L239 35V33H237ZM240 34H241V33H240ZM1 35L4 36V34H1ZM10 35H11V34H10ZM15 35H17V34H15ZM15 35H14V36H15ZM25 35H26V34H25ZM28 35H30V34H28ZM34 35H35V34H34ZM56 35H57V34H56ZM91 35H92V34H91ZM108 35H109V34H108ZM120 35H121V34H120ZM120 35H119V37H120ZM137 35H138V34H137ZM143 35H144V34H143ZM162 35H163V34H162ZM193 35H194V34H193ZM195 35H196V34H195ZM203 35H204V34H203ZM214 35H215V34H214ZM222 35L224 36V34H222ZM249 35H251V34H249ZM255 35H256V34H255ZM6 36H8V35H6ZM6 36H4V38H5ZM51 36H52V35H51ZM51 36H50V37H51ZM77 36H78V35H77ZM141 36H142V34H141ZM179 36H180V35H179ZM183 36H184V35H183ZM185 36H186V35H185ZM185 36H184V37H185ZM198 36H199V35H198ZM210 36H211V35H210ZM216 36H217V34H216ZM225 36H226V35H225ZM225 36H224V38H225ZM227 36H228V34H227ZM71 37H73V36H71ZM87 37H88V36H87ZM90 37H91V36H90ZM92 37H93V36H92ZM95 37L97 38V35H95ZM99 37H100V36H99ZM99 37H98V38H99ZM117 37H118V36H116V38H117ZM142 37H144V36H142ZM147 37H148V36H147ZM161 37H162V36H161ZM163 37H164V36H163ZM165 37H167V35H166ZM188 37H189V36H188ZM200 37L202 38V35H201ZM205 37H206V36H205ZM211 37H213V36H211ZM217 37H219V36H217ZM220 37H221V35H220ZM233 37H234V35H233ZM240 37H241V36H240ZM2 38H3V37H2ZM4 38H3V39H4ZM6 38H7V37H6ZM16 38H17V37H16ZM28 38H29V36H28ZM31 38L35 39V37H31ZM41 38H42V37H41ZM44 38H45V37H44ZM55 38H56V36H55ZM74 38H75V37H74ZM106 38H107V37H106ZM136 38H137V37H136ZM178 38H179V37H178ZM182 38H183V37H182ZM192 38H195V37H192ZM221 38H222V37H221ZM221 38H220V40H221V44H223V41H224V40L222 41ZM227 38H228V37H227ZM254 38H255V37H254ZM3 39H2V40H3ZM33 39H32V42H33ZM39 39H40V38H39ZM39 39H38V40H39ZM46 39H47V38H46ZM71 39H73V38H71ZM79 39H82V38H79ZM85 39H86V38H85ZM99 39H100V38H99ZM99 39H97V40H99ZM114 39H115V38H114ZM118 39H119V38H118ZM124 39H125V38H124ZM128 39H129V38H128ZM143 39H144V38H143ZM163 39H164V38H163ZM183 39H184V38H183ZM183 39H182V40H183ZM186 39H187V38H186ZM189 39H190V38H189ZM203 39H204V37H203ZM205 39H207V38H205ZM243 39H245V38H242V40H243ZM246 39H247V37H246ZM259 39H261V38H259ZM17 40H18V39H17ZM17 40H14V41H17ZM41 40H42V39H41ZM44 40H45V39H44ZM57 40H58V39H57ZM57 40H56V41H57ZM75 40H76V39H75ZM77 40H78V39H77ZM86 40H87V39H86ZM89 40H90V38H89ZM89 40H87V41H89ZM93 40H94V37H93ZM107 40H108V39H107ZM116 40H117V39H116ZM170 40H171V38H170ZM184 40H185V39H184ZM195 40H196V39H195ZM199 40H200V39H199ZM210 40H211V39H210ZM212 40H213V39H212ZM239 40H240V39H239ZM247 40H248V39H247ZM249 40H250V39H249ZM254 40H255V39H254ZM254 40H253V42H254ZM8 41H9V39H8ZM14 41H13V42H14ZM23 41H24V40H23ZM28 41H29V40H28ZM42 41H43V40H42ZM73 41H74V39H73ZM99 41H100V40H99ZM117 41H118V40H117ZM150 41H151V40H150ZM153 41H154V40H152L150 43H152ZM155 41H156V40H155ZM175 41H176V39H175ZM231 41L234 42V40H232V39H231ZM235 41H237V40H235ZM257 41H258V40H257ZM260 41H261V40H260ZM1 42H2V41H1ZM9 42H10V41H9ZM50 42H51V41H50ZM69 42L71 43L72 41H69ZM78 42H79V41H78ZM118 42H119V41H118ZM128 42H129V41H128ZM140 42H141V41H140ZM168 42H169V41H168ZM201 42H202V41H201ZM241 42H242V41H241ZM241 42H240V43H241ZM245 42H246V41H245ZM250 42H251V40H250ZM11 43H12V42H11ZM38 43H39V42H38ZM40 43H41V42H40ZM43 43H44V42H43ZM45 43H46V42H45ZM47 43H48V42H47ZM47 43H46V45L50 44V43H48V44H47ZM52 43H53V41H52ZM54 43H55V42H54ZM59 43H60V42H59ZM70 43H69V44H70ZM73 43H74V42H73ZM84 43H85V42H84ZM89 43H90V42H89ZM96 43H97V41L95 42V44H96ZM99 43H100V42H99ZM102 43H103V42H102ZM120 43H121V39H120ZM120 43H119V44H120ZM129 43H130V42H129ZM156 43H157V42H156ZM163 43H164V42H163ZM173 43H174V41H173ZM178 43H180V42L178 41ZM178 43H177V44H178ZM181 43H182V42H181ZM183 43H184V42H183ZM213 43H214V42H213ZM219 43H220V42H219ZM224 43H225V42H224ZM235 43H236V42H235ZM235 43H234V44H235ZM3 44H4V42H3ZM16 44H17V43H16ZM28 44H29V43H28ZM36 44H37V43H36ZM74 44H76V43H74ZM74 44H72V46H73ZM153 44H154V42H153ZM165 44H166V43H165ZM165 44H164V45H165ZM197 44H198V43H197ZM207 44H208V43H207ZM241 44H242V43H241ZM241 44H240V45H241ZM22 45H24V44H22ZM34 45H35V44H34ZM37 45H38V44H37ZM39 45L41 46V44H39ZM39 45H38V46H39ZM55 45H56V44H55ZM70 45H71V44H70ZM80 45H81V44H80ZM83 45H85V44H83ZM89 45H90V44H89ZM92 45H93V44H92ZM100 45H101V44H100ZM104 45H105V44H104ZM122 45H123V44H122ZM140 45H141V44H140ZM151 45H152V44H151ZM156 45H157V44H156ZM187 45H188V44H187ZM243 45H244V44H243ZM249 45H250V44H249ZM251 45H252V44H251ZM27 46H28V45H27ZM27 46L25 45L26 48H27ZM49 46H50V45H49ZM58 46H59V45H58ZM85 46H86V45H85ZM94 46H95V45H94ZM94 46H93V47H94ZM127 46H128V44H127ZM149 46H150V45H149ZM153 46H154V45H153ZM159 46H160V45H159ZM159 46H158V47H159ZM165 46H166V45H165ZM173 46H174V45H173ZM193 46H194V45H193ZM199 46H201V45L199 44ZM203 46H204V45H203ZM215 46H216V45H215ZM219 46H220V45H219ZM223 46H224V45H222V47H223ZM229 46H230V45H229ZM238 46H239V45H238ZM2 47L5 48V47H7V46H3V45H2ZM13 47H14V46H13ZM45 47H47V46H45ZM45 47H44V49H45ZM69 47H70V46H69ZM91 47H92V46H91ZM95 47H96V46H95ZM98 47H99V46H98ZM102 47H103V45H102ZM105 47H106V46H105ZM154 47H155V46H154ZM184 47H185V46H184ZM190 47H191V46H190ZM194 47H195V46H194ZM217 47H218V46H217ZM246 47H247V43H246ZM250 47H251V46H250ZM257 47H258V46H257ZM259 47H260V46H259ZM15 48H16V47H15ZM19 48H20V47H19ZM21 48H22V47H21ZM21 48H20V49H21ZM33 48H34V47H33ZM35 48L37 49V48H39V47L36 46ZM35 48H34V49H35ZM49 48H51V47H49ZM54 48H55V47L53 46V50H54ZM72 48H73V47H72ZM76 48H77V47H76ZM76 48H75V49H76ZM79 48H81V47H79ZM96 48H97V47H96ZM96 48H95V49H96ZM100 48H101V47H99V49H100ZM130 48H131V47H130ZM140 48H141V47H140ZM152 48H153V47H152ZM172 48H173V47H172ZM174 48H175V47H174ZM174 48H173V49H174ZM176 48L179 49V47H176ZM191 48H192V47H191ZM235 48H236V47H235ZM238 48H239V47H238ZM253 48H254V47H252V49H253ZM2 49H3V48H2ZM9 49H10V47H9ZM20 49H19V50H20ZM27 49H28V48H27ZM29 49L31 50V48H29ZM55 49H56V48H55ZM59 49H60V47H59ZM75 49H74V50H75ZM81 49H82V48H81ZM86 49H87V48H86ZM88 49H89V48H88ZM88 49H87V50H88ZM102 49H103V48H102ZM135 49H137L136 46H135ZM149 49H150V47H149ZM160 49H161V48H160ZM182 49H183V46H182ZM186 49H187V47H186ZM196 49H197V48H196ZM204 49H205V46H204ZM211 49H212V48H211ZM230 49H231V48H230ZM240 49H241V48H240ZM244 49H245V48H244ZM257 49H258V48H257ZM263 49H264V48H263ZM11 50H13V48H12ZM11 50H10V51H11ZM21 50H22V49H21ZM32 50H33V49H32ZM32 50H31V51H32ZM45 50H46V49H45ZM47 50H50V49H47ZM51 50H52V49H51ZM68 50H69V49H68ZM126 50H127V48H126ZM128 50H129V49H128ZM128 50H127V51H128ZM133 50H134V49H133ZM133 50H132V51H133ZM153 50H154V49H153ZM166 50H167V49H166ZM171 50H172V49H171ZM197 50H202V49H199V48H198ZM220 50H221V49H220ZM222 50H223V49H222ZM225 50H226V49H225ZM231 50H232V49H231ZM231 50H230V51H231ZM253 50H254V49H253ZM260 50H261V49H260ZM8 51H9V50H8ZM22 51H24V50H22ZM22 51H21V52H22ZM26 51H27V50H26ZM39 51H41V50H39ZM70 51H71V49H70ZM76 51H77V50H76ZM76 51H75V52H76ZM79 51H80V50H79ZM89 51H90V50H89ZM95 51L97 52V49H96ZM95 51H94V54H95ZM134 51H136V50H134ZM139 51H140V50H139ZM148 51H149V50H147L146 53H147ZM160 51H161V50H160ZM178 51H179V50H178ZM184 51H185V50H184ZM188 51H190V50H188ZM188 51H187V52H188ZM191 51H193V50H191ZM194 51H195V50H194ZM207 51H209V50L207 49ZM240 51H241V50H240ZM248 51H249V50H248ZM257 51H258V50H257ZM5 52H6V51H5ZM81 52H82V51H81ZM84 52H85V51H84ZM86 52H87V51H86ZM91 52H93V51H91ZM99 52H100V51H99ZM130 52H131V51H130ZM130 52H129V53H130ZM155 52H158V50H156ZM164 52H165V51H164ZM164 52H163V53H164ZM167 52H168V50H167ZM169 52H170V51H169ZM172 52H173V51H172ZM176 52H177V51H176ZM180 52H181V50H180ZM180 52H179V53H180ZM195 52H197V51H195ZM202 52L204 53L205 51L202 50ZM210 52H211V50H210ZM219 52H221V51H219ZM219 52H218V53H219ZM251 52H252V51H251ZM6 53H9V52H6ZM12 53H14V52H12ZM18 53H19V52H18ZM24 53H26V52H24ZM28 53H31V52L28 51ZM42 53H44V52H42ZM51 53H52V52H51ZM56 53H57V52H56ZM68 53H69V51H68ZM68 53H67V54H68ZM73 53H74V52H73ZM82 53H83V52H82ZM87 53H88V52H87ZM101 53H102V52H101ZM101 53H100V54H101ZM105 53H107V52H105ZM133 53H134V52H133ZM148 53L150 54L151 52H148ZM152 53L154 54V51H153ZM152 53H151V54H152ZM165 53H166V52H165ZM179 53H177V55H178ZM181 53H182V52H181ZM183 53H184V52H183ZM206 53H207V52H206ZM211 53H213V52H211ZM223 53H225V52H223ZM255 53H256V52H255ZM2 54H3V53H2ZM20 54H21V53H20ZM22 54H23V53H22ZM26 54H27V53H26ZM65 54H66V53H65ZM71 54H72V53H71ZM75 54L77 55V53H74V55H75ZM84 54H85V53H84ZM88 54H89V53H88ZM90 54H91V53H90ZM94 54H93V55H94ZM97 54H99V53H97ZM139 54H140V53H139ZM156 54H157V53H156ZM166 54H167V53H166ZM169 54H171V52H170ZM187 54H189V53H187ZM196 54H197V53H196ZM221 54H222V53H221ZM221 54H220V55H221ZM225 54H226V53H225ZM232 54H233V53H232ZM234 54H235V53H234ZM237 54H238V53H236V55H237ZM241 54H243V53H241ZM244 54H245V53H244ZM244 54H243V56H244ZM250 54H251V53H250ZM0 55H1V54H0ZM3 55H4V54H3ZM16 55H17V53H16ZM16 55L14 54V56H16ZM18 55H19V54H18ZM23 55H24V54H23ZM27 55H28V54H27ZM27 55H26V57H27ZM29 55H30V54H29ZM32 55H33V54H32ZM32 55H31V56H32ZM34 55H35V54H34ZM34 55H33V56H34ZM43 55H45V54H43ZM52 55H53V53H52ZM81 55H82V54L80 53V56H81ZM86 55H87V54H86ZM86 55H84V56L87 57ZM93 55H92V56H93ZM103 55H104V53H103ZM103 55H102V57H103ZM108 55H109V54H108ZM112 55H113V54H112ZM118 55H119V54H118ZM127 55H128V54H127ZM131 55H132V58H134V57H133L134 54H131ZM136 55H137V54H136ZM173 55H174V54H173ZM179 55H180V54H179ZM199 55H200V53H199ZM213 55H215V54H213ZM222 55H223V57H224V54H222ZM230 55H231V54H230ZM261 55H262V54H261ZM5 56H7V55H5ZM9 56H10V53H9ZM19 56H20V55H19ZM24 56H25V55H24ZM33 56H32V57H33ZM56 56H57V55H56ZM60 56H61V55H60ZM68 56H69V55H68ZM72 56H73V55H72ZM82 56H83V55H82ZM92 56L90 55L91 59H93ZM104 56H105V55H104ZM122 56H123V55H122ZM140 56H141V55H140ZM154 56H155V55H154ZM160 56H161V55H160ZM181 56H182V54H181ZM181 56H180V57H181ZM184 56H185V53H184ZM192 56H193V54H192ZM195 56H196V55H195ZM195 56H194V57H195ZM197 56H198V55H197ZM206 56H207V55H206ZM225 56H226V55H225ZM241 56H242V55H241ZM246 56H247V55H246ZM249 56H251V55H249ZM255 56H256V55H255ZM37 57L39 58V56H37ZM44 57H46V56H44ZM51 57H52V56H51ZM69 57H70V56H69ZM77 57H78V56H77ZM85 57H83V58H85ZM106 57H108V56H106ZM112 57H113V56H112ZM135 57H136V56H135ZM145 57H146V55H145ZM174 57H175V56H174ZM198 57H199V56H198ZM227 57H228V55H227ZM230 57H232V55H231ZM230 57H229V58H230ZM233 57H235V55H233ZM236 57H237V56H236ZM9 58H10V57H9ZM15 58H16V57H15ZM20 58H21V57H20ZM22 58H23V57H22ZM54 58H56V57H54ZM59 58H60V57H59ZM71 58H72V57H71ZM75 58H76V57H75ZM83 58H82V60H84ZM94 58H96V57H94ZM98 58H99V57H98ZM98 58H97V59H98ZM108 58H109V57H108ZM138 58H139V55H138ZM138 58H137V63H139V62H138V60H139ZM154 58H156V57H154ZM157 58L159 59V56H158ZM169 58H170V57H169ZM172 58H173V57H172ZM185 58H186V57H185ZM190 58H191V57H190ZM190 58H189V59H190ZM204 58H205V57H204ZM209 58H210V57H209ZM209 58H208V59H209ZM211 58H212V57H211ZM221 58H222V57H221ZM253 58H254V57H253ZM253 58H252V59H253ZM260 58H261V57H260ZM13 59H14V58H13ZM26 59H27V58H26ZM30 59H31V58H30ZM66 59H67V58H66ZM78 59H79V57H78ZM80 59H81V58H80ZM80 59H79V60H80ZM105 59H106V58H105ZM110 59H111V57H110ZM117 59H118V58H117ZM119 59H120V58H119ZM128 59H129V58H128ZM130 59H131V58H130ZM130 59H129V60H130ZM143 59H144V58H143ZM143 59H142V60H143ZM165 59H166V58H165ZM173 59H174V58H173ZM176 59H177V58H176ZM176 59H175V60H176ZM180 59H181V58H180ZM180 59H179V61H180ZM193 59H194V58H193ZM214 59H215V58H214ZM214 59H212V60H214ZM217 59H218V58H217ZM239 59H240V60H243V59H245V58L241 59V57H240ZM249 59H250V58H249ZM257 59H259V58H256V60H257ZM5 60H6V59H5ZM34 60H35V58L33 59V61H34ZM38 60H39V59H38ZM51 60H52V58H51ZM51 60H50V61H51ZM55 60H56V59H55ZM63 60H65V59H63ZM72 60H74V59H72ZM99 60H101V58H100ZM103 60H104V59H103ZM125 60H126V59H125ZM131 60H132V59H131ZM133 60H134V59H133ZM135 60H136V58H135ZM162 60H164V58H163ZM190 60H191V59H190ZM219 60H220V59H219ZM222 60H223V61H226L227 59H226V60L222 59ZM222 60H221V62H223ZM231 60H234V59H231ZM253 60H254V59H253ZM24 61H25V60H24ZM24 61H23V62H24ZM28 61H30V60H28ZM31 61H32V59H31ZM52 61H53V60H52ZM57 61H58V60H57ZM57 61H56V62H57ZM68 61H69V60H68ZM76 61H77V60H76ZM140 61H141V59H140ZM154 61H155V59H154ZM156 61H157V60H156ZM164 61H165V60H164ZM166 61H167V60H166ZM166 61H165V62H166ZM170 61H171V60H170ZM173 61H174V60H173ZM182 61H183V59H182ZM185 61H186V59H185ZM194 61H195V60H194ZM201 61H202V60H201ZM204 61H206V60H204ZM228 61H229V60H228ZM228 61H227V62H228ZM237 61H238V60H237ZM254 61H255V60H254ZM2 62H5L4 59H3ZM20 62H21V61H20ZM20 62H19V63H20ZM34 62L36 63V61H34ZM47 62H48V61H47ZM63 62H64V61H63ZM74 62H75V61H74ZM80 62H81V60H80ZM80 62H77L76 65H78V63H80ZM85 62H87V60H86ZM89 62H90V61H89ZM91 62H92V60H91ZM106 62H107V61H106ZM108 62H109V60H108ZM108 62H107V63H108ZM110 62L113 63L112 61H110ZM114 62H115V60H114ZM134 62H135V61H132V63H134ZM145 62H146V61H145ZM180 62H181V61H180ZM180 62H179V63H180ZM187 62H188V60H187ZM199 62H200V60H199ZM212 62H213V61H212ZM214 62L218 63V62L215 61V60H214ZM232 62H233V61H232ZM234 62H235V61H234ZM240 62H243V61H240ZM240 62H239V63H240ZM244 62H245V60H244ZM259 62H260V60H259ZM259 62H258V64H259ZM262 62H263V61H262ZM6 63H7V62H6ZM21 63H22V62H21ZM60 63H61V62H60ZM72 63H73V62H72ZM93 63H94V62H93ZM95 63H96V62H95ZM97 63H98V62H97ZM97 63H96V64H97ZM140 63H142V62H140ZM171 63H172V62H171ZM181 63L184 64V62H181ZM191 63H193V62H191ZM203 63H204V64H207V63H205V62H202V64H201L200 66H202ZM209 63H210V62H209ZM228 63H229V62H228ZM253 63H255V62H252V65H253ZM2 64H3V63H2ZM27 64L29 65V62H28ZM41 64H42V63H41ZM47 64H48V63H47ZM100 64H102V63H100ZM100 64H99V66H100ZM103 64L105 65L104 61H103ZM129 64H131V62H130ZM135 64H136V63H135ZM146 64H147V63H146ZM168 64H169V63H168ZM174 64H176V63H174ZM177 64H178V63H177ZM187 64H188V63H187ZM189 64H190V63H189ZM199 64H200V63H199ZM219 64H220V63H219ZM223 64H224V63H223ZM225 64H226V63H225ZM233 64H234V63H233ZM246 64H247V63H246ZM248 64H249V63H248ZM38 65H39V63H38ZM55 65H57V64H55ZM59 65H60V64H59ZM71 65H72V64H70V66H71ZM73 65L75 66V64H73ZM80 65H81V64H80ZM86 65L88 66V64H86ZM111 65H112V64H111ZM127 65H128V64H127ZM131 65H132V64H131ZM137 65H138V64H137ZM137 65H136V67H137ZM178 65H179V64H178ZM184 65H185V67L187 66L186 64H184ZM184 65H183V66H184ZM228 65H229V64H228ZM228 65H227V66H228ZM237 65H239V64H237ZM237 65H236V68L238 69ZM249 65H250V64H249ZM252 65L250 66V68L252 67ZM263 65H264V64H263ZM6 66H7V65H6ZM74 66H73V68H74ZM87 66H86V67H87ZM101 66H102V65H101ZM108 66H110V65L108 64ZM112 66H113V65H112ZM133 66H134V64H133ZM158 66H159V65H158ZM161 66H162V65H161ZM161 66H160V67H161ZM188 66H189V65H188ZM205 66H206V65H205ZM221 66H222V65H220V67H221ZM244 66H245V65H243V67H244ZM257 66H258V65H257ZM259 66H260V65H259ZM1 67H2V65H1ZM27 67H28V66H27ZM32 67H34V66H32ZM41 67H42V66H41ZM45 67H46V66H45ZM75 67H76V66H75ZM77 67H78V66H77ZM77 67H76V68H77ZM79 67L81 68V66H79ZM79 67H78V68H79ZM105 67H106V66H105ZM115 67H116V65H115ZM122 67H123V66H122ZM131 67H132V66H131ZM139 67H140V65H139ZM142 67H143V66H142ZM146 67H148V66H146ZM172 67H173V66H172ZM175 67H177V66H175ZM202 67H203V66H202ZM209 67H210V66H207L206 68H209ZM211 67H212V65H211ZM228 67H230V66H228ZM255 67H256V66H255ZM260 67H262V66H260ZM263 67H264V66H263ZM8 68H9V66H8ZM39 68H40V67H39ZM43 68H44V67H43ZM57 68H58V67H57ZM68 68H69V65H68L67 69H68ZM80 68H79V69H80ZM82 68H83V67H82ZM93 68H94V67H93ZM95 68H96V66H95ZM102 68H103V67H102ZM108 68H109V67H108ZM113 68H114V67H113ZM126 68H127V69H130V68H128V67H126ZM132 68H133V67H132ZM134 68H135V67H134ZM134 68H133V69H134ZM162 68H163V67H162ZM173 68H174V67H173ZM191 68H192V67H191ZM191 68H190V69H191ZM213 68L215 69L216 67H213ZM218 68H219V67H218ZM222 68H223V67H222ZM230 68H231V67H230ZM252 68H253V67H252ZM252 68H251V69H252ZM256 68H257V67H256ZM0 69H2V68H0ZM5 69H6V68H5ZM9 69H10V68H9ZM33 69H34V68H33ZM33 69H32V70H33ZM54 69H55V67H54ZM54 69H53V71H54ZM79 69H77V70L79 71ZM89 69H90V68H89ZM91 69H92V68H91ZM109 69H110V68H109ZM109 69H107V70H109ZM118 69H119V68H118ZM121 69H122V68H121ZM133 69H132V70H133ZM144 69H145V68H144ZM148 69H149V67H148ZM154 69L156 70V68H154ZM158 69H159V68H158ZM170 69H171V68H170ZM174 69H175V68H174ZM178 69H179V68H178ZM180 69H181V68H180ZM182 69H183V67H182ZM193 69H194V68H193ZM199 69H201V67H199ZM211 69H212V68H211ZM226 69H227V67L225 68V70H226ZM233 69L235 70V68H233ZM240 69H241V68H240ZM24 70H25V69H24ZM30 70H31V69H30ZM37 70H38V69H37ZM47 70H48V69H47ZM63 70H64V69H63ZM70 70H72L71 67H70L69 71H70ZM77 70H76V71H77ZM83 70H84V68H83ZM97 70H98V69H97ZM97 70H96V71H97ZM123 70H124V69H123ZM123 70H122V71H123ZM136 70H138V69H136ZM160 70H161V69H160ZM168 70H169V69H168ZM172 70H173V69H171V72H170V73L173 72ZM204 70H207V69H205V67H204ZM219 70H220V69H219ZM221 70H222V69H221ZM221 70H220V71H221ZM231 70H232V69H231ZM1 71H2V70H1ZM5 71H6V70H5ZM7 71H8V70H7ZM16 71H17V70H16ZM55 71H56V69H55ZM65 71H66V70H65ZM72 71H73V70H72ZM74 71H75V69H74ZM76 71H75V72H76ZM86 71H87V69H86ZM91 71H92V70H91ZM91 71H90V73H92ZM104 71H105V70H104ZM110 71H111V70H110ZM114 71H115V70H114ZM120 71H121V70H120ZM130 71H131V70H130ZM134 71H135V70H134ZM134 71H133V72H134ZM164 71H167V70L165 69V67H164ZM174 71H175V70H174ZM176 71H178V70H176ZM176 71H175V72H176ZM181 71H182V70H181ZM187 71H189V70H188V67H187ZM201 71H202V70H201ZM212 71H213V70H212ZM216 71H217V70H216ZM216 71H215L214 73H216ZM223 71H224V69H223ZM223 71H222V72H223ZM229 71H230V70H229ZM232 71H233V70H232ZM236 71L238 72L239 70H236ZM245 71H246V70H245ZM256 71H257V70H256ZM8 72H10V71H8ZM11 72H12V71H11ZM20 72H21V70H20ZM38 72H39V71H38ZM48 72H49V71H48ZM63 72H64V71H63ZM80 72H81V71H80ZM80 72H79V74H80ZM93 72H94V71H93ZM112 72H113V69H112ZM127 72H129V71H127ZM142 72H143V71H142ZM192 72H193V71H192ZM197 72H198V70H197ZM202 72H203V71H202ZM202 72H201V73H202ZM204 72H205V73H203V74H206V71H204ZM208 72H210V71L208 70ZM225 72H226V71H225ZM237 72H236V74H237ZM250 72H252V71H250ZM263 72H264V70H263ZM14 73H15V75L17 74V72H14ZM18 73H19V72H18ZM23 73H24V72H23ZM33 73H34V72H33ZM35 73H37L36 70H35ZM50 73H51V70H50ZM67 73H68V72H67ZM69 73H70V72H69ZM76 73H77V72H76ZM95 73H96V72H95ZM95 73H93V74H95ZM119 73H120V72H119ZM121 73H122V72H121ZM125 73H126V72H125ZM131 73H132V71H131ZM135 73H136V75H138L136 71H135ZM138 73H139V72H138ZM144 73H145V72H144ZM144 73H143V74H144ZM155 73H156V72H155ZM176 73H178V72H176ZM180 73H181V72H180ZM189 73H191V72H189ZM217 73H218V72H217ZM217 73H216V74H217ZM231 73H232V72H231ZM233 73H234V72H233ZM245 73H246V72H245ZM253 73H254V72H253ZM261 73H262V72H261ZM5 74H6V73H5ZM37 74H38V73H37ZM45 74H46V73H45ZM73 74H75V73H73ZM79 74H77V76H79ZM82 74H83V73H81L80 75L82 76ZM87 74H88V73H87ZM96 74H97V73H96ZM98 74H99V73H98ZM106 74H107V73H106ZM106 74H105V75H106ZM126 74H129V75H130V73H126ZM139 74H140V73H139ZM148 74H149V73H148ZM150 74H151V73H150ZM150 74H149V76H151ZM156 74H157V73H156ZM166 74H167V73H166ZM182 74H183V73H182ZM194 74H197V73H195V70H194ZM194 74H193V75H194ZM203 74H202L201 76H203ZM209 74H210V73H209ZM212 74H213V73H212ZM220 74H221V73H220ZM222 74H223V73H222ZM242 74H244V73H242ZM247 74H248V72H247ZM1 75L3 76L2 73H1ZM25 75H26V72H25ZM43 75H44V71H43ZM88 75H89V74H88ZM109 75H110V74H109ZM140 75H141V74H140ZM140 75H139V76H140ZM160 75H161V73H160ZM163 75H164V74H163ZM163 75H162L161 77H164V76H165V75H164V76H163ZM173 75L175 76L176 74H173ZM199 75H200V74L198 73V76H199ZM213 75H214V74H213ZM231 75H232V74H231ZM233 75H234V74H233ZM237 75H238V74H237ZM239 75H240V74H239ZM248 75H249V74H248ZM261 75H262V74H261ZM26 76H27V75H26ZM26 76H25V77H26ZM37 76H38V75H37ZM57 76H58V75H57ZM61 76H63V75H61ZM72 76H74V75H72ZM90 76H91V74H90ZM98 76H99V75H98ZM144 76H145V75H144ZM147 76H148V75H147ZM147 76H146V77H147ZM149 76H148V77H149ZM183 76H184V75H183ZM187 76H189V75H187ZM194 76H196V75H194ZM209 76H212V75H209ZM219 76H220V75H219ZM240 76H241V75H240ZM246 76H247V75H246ZM7 77H8V76H7ZM11 77H12V76H11ZM11 77H10V78H11ZM28 77H29V76H28ZM34 77H35V76H34ZM43 77H44V76H43ZM43 77H42V78H43ZM67 77H69V76H67ZM70 77H71V76H70ZM74 77H75V76H74ZM83 77H84V76H83ZM91 77H92V76H91ZM96 77H97V76H96ZM96 77L93 76L94 79H95ZM100 77L102 78V76H100ZM107 77H108V75H107ZM109 77H110V76H109ZM131 77H132V75H131ZM134 77H135V74H134V76H133V79H134ZM140 77H141V76H140ZM151 77H153V76H151ZM151 77H150V79H151ZM166 77H167V76H166ZM203 77H205V76H203ZM206 77H207V75H206ZM220 77H223V76H220ZM224 77H225V76H224ZM236 77H237V76H236ZM238 77H239V76H238ZM247 77H248V76H247ZM249 77H250V75H249ZM249 77H248V78H249ZM253 77H254V76H253ZM262 77H263V76H262ZM13 78H14V77H13ZM18 78H19V76H18ZM49 78H50V77H49ZM76 78H77V77H76ZM85 78H86V77H85ZM88 78H89V77H88ZM88 78H86V80H88ZM101 78H100V79H101ZM105 78H106V77H105ZM136 78H138V76H137ZM136 78H135V79H136ZM157 78H158V77H157ZM157 78H156V80H158ZM174 78H175V77H174ZM177 78H179V77H177ZM177 78H176V81H177ZM180 78H181V77H180ZM190 78H191V77H190ZM200 78H201V77H200ZM211 78H212V77H211ZM216 78H217V77H216ZM225 78H226V77H225ZM228 78H229V77H228ZM241 78H242V77H241ZM241 78H240V80L243 81V79H241ZM243 78L245 79V77H243ZM257 78H258V77H257ZM25 79H26V78H25ZM29 79H30V77L28 78V80H29ZM36 79H37V78H36ZM39 79H40V78H39ZM56 79H57V77H56ZM69 79H70V81H72L71 79H73V78L71 77V78H69ZM77 79H78V78H77ZM77 79H76V80H77ZM89 79H91V78H89ZM131 79H132V78H131ZM141 79L143 80L144 78L142 77ZM147 79H148V78H147ZM153 79H155V78H153ZM161 79H162V78H161ZM163 79L165 80V78H163ZM163 79H162V80H163ZM166 79H168V78H166ZM172 79H173V78H172ZM181 79H182V78H181ZM185 79H186V78H184V80H185ZM191 79H193V78H191ZM191 79H190V80H191ZM198 79H199V78H198ZM201 79H202V78H201ZM209 79H210V78H209ZM212 79H213V78H212ZM214 79H215V78H214ZM238 79H239V78H238ZM253 79H254V78H253ZM255 79H256V78H255ZM259 79H260V78H259ZM9 80H10V79H9ZM11 80H12V79H11ZM14 80H15V79H14ZM19 80H20V79H19ZM23 80H24V79H23ZM37 80H38V79H37ZM43 80H44V79H43ZM49 80H50V79H49ZM49 80H47V81H49ZM74 80H75V78H74ZM139 80H140V79H139ZM148 80H149V79H148ZM168 80H171V79L169 78ZM186 80L188 81V79H186ZM202 80H203V79H202ZM202 80H201V81H202ZM225 80H226V79H225ZM262 80H263V79H262ZM54 81H56V80H54ZM63 81H64V80H63ZM66 81H67V80H66ZM82 81H83V79H82ZM84 81H85V80H84ZM89 81H90V80H89ZM91 81H92V80H91ZM91 81H90V82H91ZM96 81H97V80H96ZM100 81H101V80H100ZM132 81H134V80H132ZM136 81H137V79H136ZM143 81H144V80H143ZM145 81L147 82L146 79H145ZM182 81H183V80H182ZM195 81H196V79H195ZM206 81H207V78H206ZM208 81H209V80H208ZM217 81H218V80H217ZM230 81H231V80L229 79V82H230ZM232 81H233V80H232ZM235 81H238V80L235 79ZM256 81H257V80H256ZM13 82H14V81H13ZM20 82H21V81H20ZM25 82H28V81L25 80ZM92 82H93V81H92ZM94 82H95V81H94ZM94 82H93V83H94ZM97 82H98V81H97ZM97 82H96V83H97ZM104 82H106V80H104ZM107 82H110V81H107ZM130 82H131V81H130ZM151 82H152V81H151ZM168 82H169V81H168ZM177 82H178V81H177ZM180 82H181V81H180ZM188 82H189V81H188ZM193 82H194V80H193ZM203 82H204V81H203ZM209 82H210V81H209ZM211 82H212V81H211ZM250 82H251V81H250ZM260 82H261V81H260ZM0 83H1V82H0ZM31 83H32V82H31ZM37 83H38V82H37ZM45 83H46V82H45ZM48 83H49V82H48ZM63 83H64V82H63ZM68 83H69V82H68ZM77 83H78V82H77ZM77 83H76V84H77ZM81 83H82V82H81ZM131 83H132V82H131ZM138 83H139V82H138ZM138 83H136V84L139 85L140 83H139V84H138ZM157 83H158V82H157ZM157 83H156V84H157ZM159 83H160V82H159ZM173 83H174V80H173ZM173 83H172V81H171V84H173ZM190 83L193 84L191 81H190ZM207 83H208V82H207ZM207 83H206V84H207ZM231 83H232V82H231ZM237 83H239V82H237ZM240 83H241V81H240ZM254 83H255V82H254ZM254 83H252V84H254ZM1 84H2V83H1ZM5 84H7V83H5ZM25 84H26V83H25ZM33 84H34V82H33ZM53 84H54V82H53ZM59 84H60V83H59ZM64 84H65V83H64ZM73 84H74V83H73ZM83 84H84V83H83ZM102 84H103V83H102ZM134 84H135V83H134ZM145 84H146V83L144 82V85H145ZM163 84H165V82H164ZM171 84L169 83V85H171ZM175 84H178V83H175ZM180 84H182V83H180ZM186 84H187V83H186ZM188 84H189V83H188ZM199 84H200V83H199ZM7 85H8V84H7ZM7 85H6V86H7ZM9 85H10V84H9ZM13 85H14V83H13ZM13 85H12V86H13ZM18 85H19V84H18ZM29 85H31V84H29ZM38 85H39V84H38ZM38 85H37V86H38ZM49 85H50V84H49ZM65 85H66V84H65ZM89 85L91 86L92 83H90ZM95 85H97V84H95ZM104 85H105V84H104ZM141 85H143V84H141ZM173 85H174V84H173ZM195 85H196V84H195ZM201 85H202V84H201ZM201 85H200V86H201ZM210 85H211V84H210ZM210 85H209V86H210ZM222 85H223V84H222ZM225 85H226V84H225ZM235 85H236V84H235ZM237 85H239V84H237ZM249 85H250V84H249ZM6 86H5V87H6ZM10 86H11V85H10ZM12 86H11V87H12ZM24 86H26L27 88L29 87V86H27V84L24 85ZM42 86H43V85H42ZM69 86H73V85H71V83H70ZM75 86H76V85H75ZM80 86H81V85H80ZM93 86H94V84H93ZM106 86H108V84H107ZM134 86H135V85H134ZM147 86L149 87V84H148ZM155 86H156V85H154V88H155ZM157 86H158V85H157ZM171 86H172V85H171ZM177 86H178V85H177ZM180 86H181V85H179V87H180ZM198 86H199V85H198ZM203 86H205V85H202V88H203ZM206 86H208V84H207ZM212 86H213V85H212ZM220 86H221V85H220ZM226 86H227V85H226ZM242 86H243V85H242ZM254 86H255V85H254ZM254 86H253V87H254ZM258 86H259V85H258ZM262 86H264V85H262ZM2 87H3V86H2ZM48 87H49V86H48ZM64 87H65V86H64ZM85 87H86V85H85ZM87 87H88V86H87ZM87 87H86V88H87ZM98 87H99V86H98ZM98 87L96 86V88H98ZM102 87H103V86H102ZM131 87H133V85H131ZM136 87H137V86H135L134 88H136ZM139 87H140V86H139ZM143 87H145V86H143ZM148 87H147V89H148ZM150 87L153 88V86H151V85H150ZM160 87H161V85H160ZM175 87H176V86H175ZM188 87H192V85H191V86L189 85ZM188 87H187V88H188ZM215 87H216V85H215ZM227 87H228V86H227ZM243 87H244V86H243ZM259 87H260V86H259ZM21 88H22V87H21ZM29 88H30V87H29ZM31 88H34V87H31ZM40 88H41V87H40ZM59 88H60V87L58 86V89H59ZM76 88H77V86H76ZM80 88H81V87H80ZM83 88H84V87H83ZM90 88H91V87H90ZM90 88H89V89H90ZM154 88H153V89H154ZM156 88H158V87H156ZM169 88H170V86H169ZM173 88H174V87H172L171 89H172L173 94H174V91H176L178 87L175 88L176 90H173ZM183 88H185V87H183ZM187 88H185V89H187ZM196 88H197V87H196ZM204 88H205V87H204ZM209 88H210V87H209ZM209 88H205V89L207 90V89H209ZM222 88H223V87H222ZM230 88H231V87H230ZM251 88H252V87H251ZM257 88H258V87H257ZM7 89H8V88H7ZM37 89H38V88H37ZM43 89H46V88H43ZM61 89H62V88H61ZM67 89L70 90V87H68ZM71 89H72V88H71ZM73 89H74V87H73ZM81 89H82V88H81ZM87 89H88V88H87ZM87 89H86V92H87ZM89 89H88V90H89ZM98 89H99V88H98ZM128 89H129V88H127V90H128ZM140 89H143V88H140ZM159 89H162V90H163L164 88H159ZM181 89H182V88H181ZM181 89H179V90H181ZM185 89H184V90H185ZM212 89H213V87H212ZM212 89H211V90H212ZM216 89H217V88H216ZM225 89H226V88H225ZM235 89H236V86H235ZM247 89H248V88H247ZM249 89H250V88H249ZM18 90H20V89H18ZM23 90L25 91V87H24ZM23 90H22V91H23ZM31 90H32V89H31ZM51 90H52V89H51ZM55 90H56V89H55ZM91 90H92V89H91ZM91 90H90V91H91ZM96 90H97V89H96ZM100 90H101V89H100ZM102 90H103V89H102ZM102 90H101V91H102ZM104 90H105V88H104ZM104 90H103V91H104ZM134 90H136V89H134ZM149 90H150V89H149ZM164 90H165V89H164ZM167 90H168V87H167ZM190 90H193V89L190 88ZM194 90H195V89H194ZM197 90H198V89H197ZM199 90H200V89H199ZM209 90H210V89H209ZM213 90L215 91V89H213ZM230 90H231V89H227L228 92H229ZM236 90H237V89H236ZM238 90H239V92H241V91H240L241 89H238ZM251 90H252V89H251ZM251 90H249V92H250ZM253 90H254V89H253ZM256 90H257V89H256ZM256 90H254V91H256ZM262 90H263V89H262ZM2 91H4V90H2ZM5 91H6V90H5ZM10 91H11V90H10ZM10 91H9V94H10ZM32 91L34 92V90H32ZM37 91H38V90H37ZM40 91H41V90H40ZM65 91L67 92V90H65ZM75 91H76V90H75ZM75 91H74V92H75ZM78 91H79V90H78ZM82 91H83V90H82ZM84 91H85V90H84ZM92 91H93V90H92ZM137 91H138V90H137ZM141 91H142V90H141ZM154 91H156V90L154 89ZM159 91H160V90H159ZM168 91H169V90H168ZM201 91L204 92L203 89H202ZM214 91H213L212 94H214ZM227 91L224 90L223 93H225V92H227ZM231 91H234V90H231ZM0 92H1V87H0ZM38 92H39V91H38ZM62 92H63V91H62ZM70 92H71V91H70ZM93 92H95V91H93ZM105 92H106V91H105ZM117 92H118V91H117ZM121 92H122V91H121ZM124 92H125V91H124ZM145 92H146V91H145ZM179 92H180V91H179ZM189 92H190V91H189ZM198 92H199V91H198ZM202 92H201V93H202ZM205 92H206V91H205ZM209 92H210V91H209ZM218 92H219V91H218ZM245 92H247V91H245ZM245 92H242V95H243V93H245ZM256 92L258 93V91H256ZM4 93H5V92H3V94H4ZM22 93H23V92H22ZM24 93H25V92H24ZM28 93H29V92H27V95H28ZM35 93H36V92H35ZM39 93H40V92H39ZM49 93H50V92H49ZM57 93H58V90H57ZM67 93H68V92H67ZM75 93H77V92H75ZM79 93H80V92H79ZM89 93H91V92H89ZM89 93H88V94H89ZM95 93H96V92H95ZM125 93L127 94V92H125ZM142 93H143V92H142ZM153 93H154V92H152L151 94H153ZM156 93H157V91H156ZM156 93H155V94H156ZM167 93H168V92H167ZM181 93H185V92H184V91L182 92V90H181ZM187 93H188V92H187ZM190 93H191V92H190ZM192 93H193V92H192ZM201 93H200V94H201ZM207 93H208V92H207ZM210 93H211V92H210ZM220 93H221V92H220ZM220 93H219V94H220ZM236 93H237V92H236ZM5 94H7V93H5ZM9 94H8V95H9ZM25 94H26V93H25ZM30 94H31V91H30ZM30 94H29V96H30ZM43 94H46V92L43 93ZM61 94H63V93H61ZM82 94H83V93H82ZM97 94L100 95L101 93L97 92ZM97 94L95 95L96 98L94 99V102L97 101V100H96V99L98 98ZM102 94H103V93H102ZM106 94H107V93H106ZM140 94H141V93H140ZM144 94H146V93H144ZM147 94H148V93H147ZM157 94H158V93H157ZM165 94H166V92H165ZM165 94H164V95H165ZM173 94L169 93V95H171V96H172ZM176 94H177V93H176ZM212 94H211V96H213ZM231 94H232V93H231ZM233 94H234V93H233ZM249 94H250V93H248V95H249ZM252 94H253V93H252ZM254 94H255V93H254ZM260 94H261V93H260ZM260 94H259V95H260ZM21 95H22V94H21ZM32 95H34V94H32ZM37 95H39V94H37ZM51 95H52V94H51ZM53 95H54V94H53ZM65 95L67 96V94H65ZM70 95H71V94H70ZM73 95H74V94H73ZM73 95H72V96H73ZM76 95H77V94H76ZM80 95H81V94H80ZM91 95L93 96V94H91ZM104 95H105V93H104ZM104 95H103V96H104ZM134 95H135V94H134ZM148 95H149V94H148ZM148 95H147V96H148ZM161 95H163V94H161ZM178 95H179V93H178ZM217 95H218V94H217ZM225 95H226V93H225ZM225 95H224V96H225ZM237 95H239V94H237ZM244 95H246V94H244ZM29 96H28V98L32 97V96H30V97H29ZM34 96H36V95H34ZM47 96L49 97L50 95H47ZM63 96H64V94H63ZM85 96H86V94H85ZM92 96H90V97H92ZM103 96L100 95L99 97H103ZM106 96H107V95H105V97H106ZM127 96H128V95H127ZM144 96H145V95H144ZM147 96H146V97H147ZM184 96H186V95H184ZM184 96H183L182 100L184 99ZM187 96H188V95H187ZM197 96H198V95H197ZM201 96H202V95H201ZM204 96H205V95H204ZM208 96H209V95H208ZM224 96H223V97H224ZM229 96H230V95H229ZM229 96H228L227 98H229ZM251 96H252V95H251ZM261 96H263V94H262ZM9 97H10V96H9ZM11 97H12V96H11ZM21 97H22V96H21ZM21 97H20V100H21ZM24 97H26V96H24ZM48 97H47V98H48ZM78 97H80V96H78ZM105 97H103L102 100H104ZM109 97H110V96H109ZM139 97H140V96H139ZM150 97H151V96H150ZM153 97H154V95H153ZM159 97H160V96H159ZM163 97H165V96H163ZM169 97H170V96H169ZM172 97H173V96H172ZM176 97H177V95H176ZM179 97H182V94H181V96L179 95ZM190 97H191V96H190ZM240 97H242V96H240ZM249 97H250V96H249ZM252 97H253V96H252ZM4 98H5V97H4ZM18 98H19V97H18ZM37 98H38V96H37ZM37 98H35V99H37ZM47 98H45V99H47ZM72 98H73V97H72ZM87 98H88V95H87ZM106 98H107V97H106ZM137 98H138V97H137ZM137 98H136V99H137ZM151 98H152V97H151ZM155 98H156V97H155ZM160 98H161V97H160ZM173 98H175V97H173ZM192 98H193V97H192ZM198 98H199V99H202V98H200V96H199ZM214 98H215V97H212V99H214ZM221 98H222V96H221ZM237 98H238V97H237ZM242 98H243V97H242ZM242 98H241V100H242ZM244 98L247 99L246 96H245ZM256 98H257V97H256ZM1 99H2V98H1ZM5 99H6V98H5ZM5 99H4V100H5ZM7 99H8V98H7ZM26 99H27V98H26ZM26 99H25V100H26ZM35 99L33 98L32 100H35ZM40 99H43V98H40ZM49 99H50V98H49ZM53 99H54V98H53ZM56 99H58V98H56ZM69 99H70V98H69ZM69 99L66 98V101L69 100ZM74 99L76 100V98H73V100H74ZM78 99H79V98H78ZM92 99H93V97L91 98V100H92ZM114 99H115V98H114ZM125 99H126V98H125ZM142 99H143V97H142ZM153 99H154V98H153ZM156 99H157V98H156ZM161 99H162V100H161V104H162V101H163L164 99H163V98H161ZM170 99H171V98H170ZM175 99H176V98H175ZM187 99H189V98H187ZM187 99H186V100H187ZM204 99H205V98H204ZM206 99H208V97H206ZM209 99H210V98H209ZM263 99H264V98H263ZM10 100H11V99H10ZM20 100H19V101H20ZM25 100H24V101H25ZM30 100H31V98H30ZM38 100H39V99H38ZM38 100H37V101H38ZM98 100H99V98H98ZM105 100H106V103H108V102H107V99H105ZM109 100H110V98H109ZM133 100H134V99H133ZM226 100H227V99H226ZM230 100H231V99H230ZM255 100H256V99H255ZM255 100H254V101H255ZM13 101H14V100H13ZM19 101H18V102H19ZM35 101H36V100H35ZM47 101H48V100H47ZM56 101H57V100H56ZM64 101H65V100H64ZM71 101H72V100H71ZM86 101H87V100H86ZM92 101H93V100H92ZM111 101H112V100H111ZM129 101H130V100H129ZM131 101H132V100H131ZM136 101H137V100H136ZM139 101H140V99H139ZM143 101H144V100H143ZM143 101H142V102H143ZM149 101H150V100H149ZM151 101H152V100H151ZM166 101H168L167 98H166ZM171 101H174V100H170V101H168V102L171 103ZM177 101H179V104H180V99L177 100ZM183 101H184V100H183ZM190 101H191V99H190ZM202 101H203V100H202ZM206 101H207V100H205L204 102H206ZM214 101H215V100H214ZM214 101H213V103H215ZM244 101H245V100H244ZM244 101L242 100V103H245ZM251 101H252V100H251ZM256 101L258 102V100H256ZM16 102H17V100H16ZM21 102L24 103L23 101H21ZM25 102H26V101H25ZM29 102H30V101H29ZM42 102H43V101H42ZM42 102H40V103H42ZM45 102H46V101H45ZM50 102H53V100H52V101L50 100ZM61 102H62V101H61ZM72 102H73V101H72ZM74 102H75V101H74ZM74 102H73V103H74ZM83 102H84V100H83ZM97 102H98V101H97ZM100 102H102V101H100ZM104 102H105V101H104ZM113 102H114V101H113ZM155 102H156V101H155ZM157 102H159L158 99H157ZM175 102H176V101H174V103H175ZM186 102H188V101H186ZM195 102H196V100H195ZM217 102H218V101H217ZM233 102H234V101H233ZM238 102H239V101H238ZM246 102H247V101H246ZM248 102H249V101H248ZM257 102H255V103H257ZM259 102H260V100H259ZM19 103H20V102H19ZM30 103H31V102H30ZM32 103L34 104L33 101H32ZM84 103H85V102H84ZM84 103H82V104H84ZM98 103H99V102H98ZM98 103H97V104H98ZM143 103H144V102H143ZM152 103H154V102H152ZM163 103H164V102H163ZM165 103H166V102H165ZM165 103H164L163 105H165ZM182 103H183V102H182ZM182 103H181V104H182ZM192 103H193V102H192ZM202 103H203V102H202ZM202 103H201V104H202ZM206 103H207V102H206ZM211 103H212V102H211ZM211 103L209 102V104H211ZM227 103H228V102H227ZM227 103H226V104H227ZM230 103H232V102H230ZM239 103H241V101H240ZM14 104H15V103H14ZM38 104H39V102H38ZM38 104H37V105H34L33 107H35V106L37 107ZM42 104H43V103H42ZM47 104H48V103H47ZM52 104H53V103H52ZM58 104H59V103H57V105H58ZM63 104H64V103H63ZM67 104H68V103H67ZM74 104L76 105V102H75ZM112 104H113V103H112ZM112 104H111V105H112ZM138 104H139V103H138ZM145 104H146V103H145ZM147 104H149V103L147 102ZM154 104H155V103H154ZM167 104H168V103H167ZM177 104H178V102H177ZM177 104H176V105H177ZM188 104H189V102H188ZM190 104H191V103H190ZM193 104H194V103H193ZM199 104H200V103H199ZM203 104H204V103H203ZM228 104H229V103H228ZM236 104H238V103H236ZM260 104H262V103H260ZM1 105H2V103H1ZM4 105H6V104L4 103ZM8 105H9V103H8ZM18 105H19V104H18ZM20 105H21V104H20ZM20 105H19V106H20ZM25 105H26V103H25ZM28 105H30V104H27V106H28ZM45 105H46V103H45ZM45 105H43L44 108H45ZM55 105H56V102H55ZM59 105H60V104H59ZM79 105H81V104H79ZM86 105H87V104H86ZM88 105H89V104H88ZM88 105H87V107H88ZM98 105H99V104H98ZM132 105H135V104H132ZM141 105H143V107H144V109H145L144 104H141ZM155 105H156V104H155ZM159 105H160V103H159ZM159 105H158V107H160ZM173 105H174V104H173ZM196 105L199 106L198 104H196ZM229 105H230V104H229ZM232 105H233V104H232ZM249 105H250V104H249ZM253 105H254V104H253ZM255 105H256V104H255ZM23 106H24V104H23ZM43 106H42V107H43ZM52 106H54V105H52ZM63 106H64V105H63ZM71 106H73V105L71 104ZM81 106H82V105H81ZM94 106H95V108H96V105H94ZM94 106H93V107H94ZM109 106H110V105H109ZM109 106H108V107H109ZM115 106H116V105H115ZM115 106H113V107H115ZM146 106H148V105H146ZM165 106H166V105H165ZM168 106H171V105H168ZM184 106H185V105H184ZM209 106L212 107V105H209ZM213 106H214V105H213ZM215 106H216V105H215ZM230 106H231V105H230ZM243 106H244V105H242V107H240V108H242V111H243ZM251 106H252V105H251ZM4 107H5V106H4ZM11 107H12V106H11ZM13 107H14V106H13ZM25 107H26V106H25ZM29 107H31V106H29ZM29 107H28V108H29ZM38 107H41V105L38 106ZM38 107H37V108H38ZM49 107H50V103H49ZM49 107H48V108H49ZM67 107H68V106H67ZM67 107H66V109H67ZM74 107H75V106H74ZM77 107H78V106H77ZM79 107H80V106H79ZM87 107L85 108V111H86ZM89 107H91V106L89 105ZM135 107H136V106H134V108H135ZM149 107H150V106H149ZM149 107H148V110H149ZM151 107H152V106H151ZM156 107H157V106H154V108H156ZM161 107L163 108L162 105H161ZM171 107H172V106H171ZM178 107H180V106H178ZM178 107L175 108V109L179 110ZM187 107H188V106H187ZM193 107H195V108H192V110H193V109L195 110V109L197 108L196 106H193ZM202 107H203V106H201V108H202ZM204 107H206V106H204ZM207 107H208V105H207ZM233 107H234V105H233ZM235 107H236V106H235ZM258 107H259V105H258ZM262 107H263V105H262ZM2 108H3V107H2ZM14 108H15V107H14ZM46 108H47V107H46ZM48 108H47V109H48ZM80 108H81V110L84 109V107H83V108L80 107ZM95 108H94V109H95ZM140 108H142V107L140 106ZM169 108H170V107H169ZM182 108H185V107H182ZM213 108H214V107H213ZM213 108H211V109H213ZM226 108H227V106H226ZM263 108H264V107H263ZM5 109H6V108H4V110H5ZM9 109H10V107H9ZM25 109H27V108H25ZM31 109H33V108H31ZM40 109H41V108H40ZM47 109H46V110H47ZM50 109H51V108H50ZM50 109H49V110H50ZM56 109H57V108H56ZM64 109H65V108H63V110H64ZM75 109H77V108H75ZM89 109H92V108H89ZM89 109H88V111H89ZM103 109H104V108H103ZM105 109H106V108H105ZM109 109H110V108H109ZM111 109L113 110V108H111ZM138 109H139V107H138ZM152 109H153V108H152ZM159 109H161V108H159ZM159 109L157 108V110H156L157 113H158V110H159ZM166 109H167V108H166ZM180 109H181V108H180ZM189 109H190V107H189ZM198 109H199V107H198ZM198 109H196V110H198ZM216 109H217V108H216ZM228 109H230V108H228ZM249 109H250V108H249ZM252 109H253V108H252ZM255 109H256V108H254V110H255ZM259 109H260V108H259ZM27 110H28V109H27ZM29 110H30V109H29ZM36 110H37V109H36ZM36 110H35V112H38V111H36ZM42 110H44V109H42ZM53 110L55 111V107H54ZM57 110H58V109H57ZM71 110H72V108H71ZM97 110H98V108H97ZM135 110H136V109H135ZM140 110H143V109H140ZM169 110L171 111V109H169ZM205 110H206V108H204V111H205ZM231 110H233V109H231ZM231 110H230V111H231ZM235 110H236V109H235ZM237 110H238V109H237ZM246 110H247V109H246ZM254 110H253V111H254ZM1 111H2V110H1ZM1 111H0V112H1ZM14 111H15V110H14ZM22 111H23V110H22ZM22 111H21V112H22ZM31 111H32V110H31ZM33 111H34V109H33ZM51 111H52V110H51ZM51 111H49V112H51ZM60 111H61V110H60ZM65 111H66V110H64L63 112H64L65 115H67V116H68L69 113L72 112V111H71V112H69L68 114H66L67 112H65ZM68 111H69V108H68ZM74 111H75V110H74ZM79 111H80V109H79ZM79 111L77 110V111H76V114H77V112H79ZM93 111H94V110H93ZM100 111H101V110H100ZM153 111H154V110H153ZM159 111H160V110H159ZM163 111H164L165 113H168L167 111H165V109H164ZM163 111H162V109H161V113H162V115H163ZM170 111H169V113H170ZM172 111H174V106H173V110H172ZM179 111H181V110H179ZM183 111H185V110H183ZM183 111H182V112H183ZM198 111H199V110H198ZM198 111H197V113H198ZM202 111H203V109L201 110V112H202ZM209 111H210V109H209ZM240 111H241V109H240ZM260 111H261V110H260ZM7 112H8V110H7ZM7 112H6V113H7ZM10 112L12 113V110H11ZM28 112H29V111H28ZM45 112H46V111H45ZM91 112H92V111H91ZM98 112H99V111H98ZM98 112H96V113H98ZM104 112H105V111H104ZM104 112H102V113H104ZM138 112H139V111H138ZM138 112H137V113H138ZM144 112H145V111H144ZM188 112H189V111H188ZM236 112H237V111H236ZM248 112H251V111L248 110ZM248 112H246V113H248ZM23 113H24V112H23ZM26 113H27V112H26ZM32 113H33V112H32ZM60 113H61V112H60ZM85 113H86V112H85ZM87 113H88V112H87ZM96 113H95V115H96ZM105 113H106V112H105ZM105 113H104V114H105ZM109 113H110V112H109ZM135 113H136V112H135ZM149 113H151V112H149ZM161 113H160V114H161ZM165 113H164V114H165ZM175 113H176V111H175ZM183 113H184V112H183ZM183 113H181V114H183ZM192 113H193V112H192ZM192 113H191V115H192ZM197 113H196V116H198ZM207 113H208V112H207ZM214 113H215V112H214ZM216 113H217V112H216ZM225 113H226V111H225ZM227 113H230V112H227ZM239 113H240V112H239ZM241 113H242V112H241ZM241 113H240V114H241ZM255 113H256V115H258V114H257V113H258L257 111H256ZM3 114H4V113H3ZM12 114H14V113H12ZM12 114H11V115H12ZM16 114H17V113H16ZM18 114H19V113H18ZM24 114H25V113H24ZM33 114H34V113H33ZM42 114L45 115L44 113H42ZM50 114H51V113H50ZM50 114H49V115H50ZM54 114H55V113H54ZM56 114L58 115V113H56ZM56 114H55V115H56ZM83 114H84V113H83ZM90 114H91V113H90ZM106 114H107V113H106ZM146 114H147V113H146ZM153 114H155V113H152V115H153ZM176 114H179V112L176 113ZM186 114H187V113H186ZM189 114H190V112H189ZM201 114H203V113H201ZM204 114H205V113H204ZM208 114H209V113H208ZM210 114H211V113H210ZM243 114H245V113H243ZM250 114H251V113H250ZM259 114H260V113H259ZM19 115H20V114H19ZM39 115H40V114H39ZM57 115H56V116H57ZM69 115H72V114H69ZM91 115L93 116V112H92ZM107 115H108V114H107ZM144 115H145V114H144ZM157 115H158V114H157ZM174 115H175V114H174ZM179 115H180V114H179ZM187 115H188V114H187ZM205 115H206V114H205ZM246 115H247V114H245V116H246ZM251 115H253V114H251ZM27 116H28V114H27ZM30 116H32V114H30ZM30 116H29V117H30ZM60 116L62 117V115H60ZM86 116H87V115H86ZM92 116H91V117H92ZM101 116H102V115H101ZM109 116H110V115H109ZM131 116H132V115H131ZM138 116H139V115H138ZM168 116L170 117V116H173V115H171V113H170V115H168ZM181 116H184V115H181ZM188 116H190V115H188ZM193 116H195V115H193ZM241 116H242V114H241ZM243 116H244V115H243ZM247 116H248V115H247ZM10 117H11V116H10ZM19 117H21V115H20ZM36 117H37V116H36ZM39 117H40V116H39ZM71 117L74 118V116H71ZM71 117H70V118H71ZM79 117H80V116H79ZM81 117H82V116H81ZM95 117H96V116H95ZM139 117H141V115H140ZM139 117H138V118H139ZM143 117H144V116H143ZM147 117H148V120H149V116H147ZM147 117H145V118H147ZM153 117H154V116H153ZM153 117L150 118V120H152ZM158 117H159V116H158ZM163 117H164V115H163ZM169 117H168V119H170ZM174 117H176V116H174ZM174 117H173V118H174ZM184 117H185V116H184ZM203 117H204V116H203ZM203 117H202V118H203ZM206 117H207V115H206ZM206 117H204V118H206ZM210 117L212 118V114H211ZM249 117L253 119V117H251V116H249ZM258 117H260V116H258ZM7 118H8V116H7ZM21 118H23V117H21ZM26 118H27V117H26ZM37 118H38V117H37ZM41 118H42V116H41ZM41 118H40V119H41ZM46 118H47V117H46ZM51 118H52V115H51ZM56 118H57V117H56ZM56 118H53V119L55 120ZM59 118H60V117H59ZM59 118H58V119H59ZM62 118H63V117H62ZM73 118H72V119H73ZM83 118H84V116H83ZM83 118H82V120H83ZM89 118H90V117H89ZM98 118H99V117H98ZM102 118H103V117H102ZM107 118H108V117H107ZM130 118H131V117H130ZM132 118H133V117H132ZM156 118H157V117H156ZM156 118H154V119H156ZM161 118H162V117H161ZM165 118H166V117H165ZM171 118H172V117H171ZM179 118H180V117H179ZM185 118H186V117H185ZM199 118H201L200 115H199ZM202 118H201V119H202ZM208 118H209V117H208ZM211 118H210V119H211ZM213 118H214V117H213ZM217 118H218V117H217ZM217 118L215 117V121H214V122H216V119H217ZM245 118H247V117H245ZM255 118H256V117H255ZM1 119H2V118H1ZM18 119H19V118H18ZM23 119H24V118H23ZM35 119H36V118H35ZM49 119H50V117H49ZM58 119H56V120L58 121ZM74 119H75V118H74ZM74 119H73V120H74ZM84 119H85V118H84ZM93 119H94V117H93ZM100 119H101V118H100ZM141 119H142V118H141ZM168 119H167V120H168ZM186 119H187V118H186ZM193 119H194V118H193ZM206 119H207V118H206ZM206 119H205V120H206ZM243 119H244V118H243ZM262 119H264V118H262ZM26 120H31V119L28 118V119H26ZM42 120H44V119H42ZM42 120H41V121H42ZM47 120H48V118H47ZM54 120H52V121H53V122H56V121H54ZM60 120L63 121L61 118H60ZM60 120L58 121L59 123H60ZM91 120H92V119H91ZM101 120H103V119H101ZM101 120H99V122H100ZM105 120H106V119H105ZM105 120H104V121H105ZM133 120H134V119H133ZM158 120H159V119H158ZM158 120H157V121H158ZM170 120H171V119H170ZM173 120H174V119H173ZM176 120H177V119H176ZM181 120H182V119H181ZM183 120H184V119H183ZM195 120H196V119H194L193 121H195ZM197 120H199V119H197ZM205 120H204V121H205ZM249 120H250V119H249ZM18 121H19V120H18ZM32 121H33V120H32ZM38 121H39V120H38ZM49 121H50V120H49ZM52 121H50V122H52ZM94 121H96V120L94 119ZM154 121H155V120H154ZM160 121H161V120H160ZM191 121H192V120H191ZM207 121H208V119H207ZM212 121H213V120H212ZM218 121H219V120H218ZM247 121H248V120H247ZM20 122H21V121H20ZM24 122H25V121H24ZM24 122H23V123H24ZM26 122H27V121H26ZM72 122H73V121H72ZM131 122H132V121H131ZM135 122H136V121H135ZM140 122H141V121H140ZM140 122H138V123L140 124ZM145 122H146V119H145V121H144V124L146 125ZM147 122H148V121H147ZM172 122H173V121H172ZM181 122H183V121H181ZM181 122H180V120H179V122H178V123H179V127H181V125H182V124H180ZM195 122H197V124H199L198 121H195ZM202 122H203V121H202ZM226 122H227V121H226ZM249 122H250V121H249ZM253 122L257 123V122L254 121V120H253ZM5 123H6V122H5ZM28 123H29V122H28ZM34 123H35V120H34ZM100 123H101V122H100ZM153 123H154V122H153ZM153 123H152V125H154ZM156 123H157V122H156ZM166 123H167V122H166ZM168 123H169V122H168ZM174 123L176 124V122H174ZM193 123H194V122H193ZM210 123H212V122H210ZM210 123H209V124H210ZM219 123H220V122H219ZM255 123H254V124H255ZM6 124L8 125V123H6ZM30 124H31V123H30ZM39 124H40V123H39ZM47 124L49 125L50 123H47ZM94 124H95V123H94ZM94 124H92V125H94ZM98 124H99V123H98ZM128 124H129V121H128ZM132 124H133V123H132ZM135 124H136V123H134V125H135ZM164 124H165V123H164ZM183 124H184V122H183ZM187 124H188V123H187ZM187 124H186V126H188ZM190 124H191V123L189 122V125H190ZM203 124H204V123H203ZM216 124L218 125V123H216ZM243 124H244V122H243ZM11 125H12V124H11V122H10V127H11ZM33 125H34V124H33ZM60 125H62V124H59V126H58V125H55V126H58V128H59ZM95 125H96V124H95ZM103 125H104V124H103ZM129 125H130V124H129ZM134 125H133V126H134ZM137 125H138V124H137ZM142 125H143V124H142ZM145 125H144V126H145ZM148 125H149V124H148ZM157 125H158V124H157ZM162 125H163V124H161V128H162ZM165 125H166V124H165ZM177 125H178V124H177ZM201 125H202V124H200L199 126H200V128L202 129L203 126L201 127ZM207 125H208V124H207ZM225 125L227 126L226 123H225ZM250 125H251V124H250ZM8 126H9V125H8ZM12 126H13V125H12ZM20 126H22V125L20 124ZM24 126H25V125H24ZM26 126H27V124H26ZM26 126H25V127H26ZM37 126H38V125H37ZM44 126H45V125H44ZM46 126H47V125H46ZM51 126H52V125H51ZM55 126H54V128L56 129ZM63 126H65V125H64V122H63ZM63 126H62V127H63ZM97 126H98V125H97ZM135 126H136V125H135ZM140 126H141V125H139V127H140ZM144 126H143V127H144ZM146 126H147V125H146ZM149 126H150V125H149ZM163 126H164V125H163ZM173 126L176 127V125H173ZM184 126H185V125H184ZM194 126H195V125H194ZM210 126H211V125H210ZM218 126H219V125H218ZM243 126H245V124H244ZM251 126H252V125H251ZM260 126H261V125H260ZM262 126H263V125H262ZM5 127H7V126H5ZM28 127H29V126H28ZM40 127H42V125H41ZM47 127H49V126H47ZM131 127H132V126H131ZM137 127H138V126H137ZM154 127H155V126H154ZM159 127H160V126H159ZM159 127H156V128H159ZM169 127H170V126H167V128H169ZM179 127H178V129H179ZM192 127H193V125H192ZM213 127H214V126H213ZM216 127H217V126H216ZM249 127H250V126H249ZM252 127H253V126H252ZM252 127H251V128H252ZM256 127H257V126H256ZM13 128H14V127H13ZM15 128L17 129L16 126H15ZM15 128H14V131L16 130ZM45 128H46V127H45ZM94 128H95V127H94ZM104 128H105V127H104ZM107 128H108V127H107ZM107 128H105V129H107ZM141 128H142V126H141ZM145 128L147 129L148 126H147V127H144L143 129L145 130ZM165 128H166V127H165ZM165 128H164V129H165ZM189 128H190V127H189ZM189 128H188V129H189ZM208 128H209V127H208ZM226 128H230V127H226ZM253 128H255V126H254ZM6 129H7V128H6ZM21 129H23V128H21ZM30 129H31V128H30ZM38 129H39V128H38ZM40 129H41V128H40ZM47 129H48V128H47ZM96 129H97V128H96ZM105 129H104V130H105ZM137 129H138V128H137ZM137 129H136V130H137ZM164 129H163V130H164ZM171 129L173 130V127H172ZM174 129H175V128H174ZM176 129H177V128H176ZM182 129H183V128L181 127V129H180L181 131H183V130H184V131H187V130L185 129V127H184L183 130H182ZM197 129H198V127H197ZM201 129H200V130H201ZM203 129H204V128H203ZM214 129H215V128H214ZM216 129H218V128H216ZM220 129H221V128H220ZM223 129H224V128H223ZM230 129H231V128H230ZM7 130H8V129H7ZM12 130H13V129H12ZM17 130H18V129H17ZM17 130H16V131H17ZM24 130H25V129H24ZM41 130H43V129H41ZM59 130H60V129H59ZM94 130H95V129H94ZM97 130H98V129H97ZM99 130H100V129H99ZM107 130H108V129H107ZM160 130H161V129H160ZM180 130H179V131H180ZM189 130H190V129H189ZM198 130H199V129H198ZM198 130H197V132H198ZM0 131H1V130H0ZM4 131H5V130H4ZM27 131H28V129H27ZM31 131H32V130H31ZM44 131H45V130H44ZM57 131H58V130H57ZM60 131H62V130H60ZM154 131H155V130H154ZM154 131H153V132H154ZM170 131H171V130H170ZM184 131L182 132V134L184 133ZM190 131H191V130H190ZM194 131H195V130H194ZM205 131H206V129H205ZM210 131H211V130H210ZM226 131H227V129H226ZM246 131H247V130H246ZM5 132H6V131H5ZM8 132H9V131H8ZM17 132H18V131H17ZM24 132H25V131H24ZM32 132H33V131H32ZM40 132H41V131H40ZM45 132H47V131H45ZM49 132H50V131H49ZM63 132H64V131H63ZM72 132H73V131H72ZM93 132H94V131H93ZM143 132H145V131H143ZM153 132H152V133H153ZM160 132H161V131H158V133H160ZM171 132H174V131H171ZM187 132H188V131H187ZM192 132H193V130H192ZM201 132L203 133V130H202ZM232 132H233V131H232ZM244 132H245V131H244ZM244 132H243V133H244ZM254 132H256V131L254 130ZM257 132H258V131H257ZM1 133H2V132H1ZM64 133H65V132H64ZM97 133H98V132H97ZM101 133H102V131H101ZM139 133H140V131H139ZM141 133H142V132H141ZM149 133H150V132H149ZM156 133H157V132H156ZM156 133H155V134H156ZM167 133H168V132H167ZM174 133H175V132H174ZM174 133H173V135L176 136L177 134H174ZM176 133H178V132L176 131ZM208 133H210V132L208 131ZM221 133H222V132H221ZM223 133H224V132H223ZM225 133H226V132H225ZM230 133H231V131H230ZM13 134H15V133H13ZM17 134H18V133H17ZM17 134H16V135H17ZM19 134H20V133H19ZM23 134H24V133H23ZM50 134H51V133H50ZM93 134H94V133H93ZM95 134H96V133H95ZM105 134L107 135V133H105ZM143 134H145V136H146V133H143ZM143 134H142V135H143ZM162 134H164V133H162ZM162 134H161V135L159 134V135L162 136ZM184 134L186 135L187 133H184ZM197 134H198V133H197ZM203 134H204V133H203ZM203 134L201 135V134L199 133L198 135L203 136ZM213 134H214V133H213ZM226 134H227V133H226ZM241 134H242V133H241ZM251 134H252V132H251ZM251 134H250V135H251ZM25 135H26V134H25ZM46 135H48V134H46ZM51 135H52V134H51ZM97 135H98V134H97ZM99 135H100V134H99ZM106 135H105V136H106ZM149 135H150V134H149ZM153 135H154V134H153ZM153 135H152V136H153ZM171 135H172V134H171ZM185 135H184V136H185ZM194 135H195V134H194ZM194 135H193V136H194ZM207 135H208V134H207ZM232 135H233V134H232ZM232 135H231V136H232ZM239 135H240V134H239ZM245 135H246V134H245ZM256 135H258V134H256ZM29 136H30V135H29ZM61 136H62V135H61ZM101 136H102V135H101ZM150 136H151V135H150ZM152 136H151V137H152ZM177 136H178L179 138L182 137L181 134H180V136H179V135H177ZM193 136H192V137H193ZM220 136H221V135H220ZM225 136H226V135H225ZM227 136H229V135H227ZM234 136H235V135H234ZM234 136H233V137H234ZM236 136H237V135H236ZM236 136H235V137H236ZM242 136H243V135H242ZM242 136H240V138H241ZM7 137H8V136H7ZM15 137H16V136H15ZM18 137H19V136H18ZM146 137H147V136H146ZM162 137H163V136H162ZM178 137H177V138H178ZM204 137H205V136H204ZM229 137H230V136H229ZM233 137H232V138H233ZM235 137H234V138H235ZM238 137H239V136H238ZM0 138H1V137H0ZM2 138H4V137H2ZM13 138H14V136H13ZM19 138H20V137H19ZM21 138H22V137H21ZM32 138H33V137H32ZM51 138H52V137H51ZM71 138H72V137H71ZM71 138H69V139H71ZM98 138H99V137H98ZM101 138H102V137H101ZM105 138H106V137H105ZM148 138H150V137H148ZM152 138H153V137H152ZM155 138H156V136H155ZM158 138H159V137H158ZM173 138H174V137H173ZM183 138H186V137H183ZM189 138H190V137H189ZM189 138H188V139L186 138V139L189 140ZM193 138H194V137H193ZM201 138H202V137H201ZM214 138H215V136H214ZM246 138H247V137H246ZM252 138H253V137H252ZM7 139H9V138H7ZM10 139H11V138H10ZM10 139H9V140H10ZM64 139H65V138H64ZM69 139H68V140H69ZM108 139H109V138H108ZM110 139H111V138H110ZM145 139H146V138H145ZM145 139H144V140H145ZM150 139H151V138H150ZM169 139H170V138H169ZM181 139H182V138H181ZM197 139H199L198 136H197L196 140H197ZM215 139H216V138H215ZM235 139H236V138H235ZM4 140H5V139H4ZM14 140H15V139H14ZM33 140H34V138H33ZM37 140H38V139H37ZM42 140H43V139H42ZM94 140H96V138H95ZM111 140H112V139H111ZM115 140H116V139H115ZM144 140H143V141H144ZM148 140H149V139H147V141H148ZM156 140H157V138H156ZM156 140H155V145H156ZM159 140H161V139L159 138ZM182 140H183V139H182ZM187 140H186V141H187ZM190 140H192V139H190ZM190 140H189V141H190ZM199 140H200V139H199ZM202 140H203V139H202ZM207 140H208V138H207ZM212 140H213V139H212ZM222 140H223V139H222ZM224 140H226V139L224 138ZM12 141H13V140H12ZM27 141H28V139H27ZM30 141H32V140H30ZM44 141H45V140H44ZM47 141H48V140H47ZM47 141H45V142H47ZM69 141L71 142V140H69ZM69 141H68V142H69ZM106 141H109V140H106ZM145 141H146V140H145ZM145 141H144V142H145ZM152 141H153V139H152ZM152 141H150V142H152ZM161 141H162V140H161ZM163 141H164V140H163ZM168 141H169V140H168ZM172 141H173V140H172ZM176 141H177V140H176ZM178 141H179V140H178ZM180 141H181V140H180ZM189 141H188V142H189ZM230 141H231V140H230ZM243 141H244V140H243ZM243 141H242V142H243ZM249 141H250V140H249ZM258 141H259V140H258ZM23 142H24V141H23ZM48 142H49V141H48ZM64 142H65V141H64ZM113 142H114V141H113ZM144 142L142 143L143 145L146 143V142H145V143H144ZM150 142H149V143H150ZM153 142H154V141H153ZM157 142H158V141H157ZM159 142H160V141H159ZM199 142H201V140H200ZM206 142H207V141H206ZM209 142H210V141H209ZM227 142H228V140H227ZM236 142H237V141H236ZM236 142H235V143H236ZM238 142H239V141H238ZM4 143H6V142H4ZM29 143H30V142H29ZM31 143H32V142H31ZM39 143H40V141H39ZM98 143H99V140H98ZM104 143H105V142H104ZM110 143H111V142H110ZM110 143H109V145H110ZM114 143H115V142H114ZM139 143H141V142H139ZM180 143H181V142H180ZM184 143H185V140H184ZM212 143H213V142H212ZM215 143H216V141H215ZM223 143H224V141H223ZM244 143H245V142H244ZM247 143H248V142H247ZM15 144H16V143L14 142V145H15ZM45 144H46V143H45ZM45 144H44V145H45ZM54 144H55V143H54ZM67 144H69V143H67ZM96 144H97V143H96ZM96 144H95V145H96ZM99 144H100V143H99ZM142 144H141V146H142ZM153 144H154V143H153ZM153 144H152V145H153ZM159 144H160V143H159ZM171 144H173V143H171ZM191 144H192V141H191ZM203 144H205V143H203ZM207 144H208V143H207ZM242 144H243V143H242ZM251 144H252V143H251ZM254 144H255V143H254ZM256 144H257V143H256ZM21 145H22V143H21ZM26 145H27V143H26ZM41 145H43V144H41ZM44 145H43V146H44ZM70 145H71V144H70ZM73 145H74V144H73ZM100 145H101V144H100ZM103 145H104V144H103ZM139 145H140V144H139ZM148 145H149V144H148ZM173 145H174V144H173ZM176 145H177V144H176ZM183 145H184V144H183ZM186 145H187V144H186ZM186 145H185V146H186ZM194 145H195V144H194ZM198 145H199V143H198ZM198 145H197V146H198ZM216 145H217V144H216ZM219 145H220V144H219ZM227 145H228V144H227ZM230 145H231V144H230ZM235 145H236V144H235ZM23 146H24V145H23ZM43 146H42L41 148H43ZM55 146H56V145H55ZM55 146H54V148H55ZM93 146H94V145H93ZM107 146H108V145H107ZM112 146H113V145H112ZM146 146H147V145H146ZM157 146H158V143H157ZM180 146H181V144H180ZM195 146H196V145H195ZM195 146H194V148H196ZM199 146L202 147L201 144H200ZM224 146H225V145H224ZM236 146H237V145H236ZM241 146H242V145H241ZM5 147H6V146H5ZM11 147H12V146H11ZM13 147H14V146H13ZM13 147H12V148H13ZM15 147H16V146H15ZM15 147H14V148H15ZM37 147H38V146H37ZM44 147H45V146H44ZM51 147H53V146H51ZM56 147H57V146H56ZM66 147H67V146H66ZM158 147H159V146H158ZM158 147H157V148H158ZM175 147H176V146H175ZM177 147H178V146H177ZM212 147H213V146H212ZM214 147H215V146H214ZM214 147H213V148H214ZM228 147H229V145H228ZM234 147H235V146H234ZM239 147H240V145H239ZM244 147H246V146H244ZM3 148H4V147H3ZM29 148H30V147H29ZM41 148H40V150H41ZM64 148H65V147H64ZM67 148H68V147H67ZM70 148H71V147H70ZM91 148H92V147H91ZM91 148H90V149H91ZM99 148H100V147H99ZM102 148H103V147H102ZM106 148H107V147H106ZM172 148H173V147H172ZM191 148H192V147H191ZM204 148H205V146H204ZM210 148H211V147H210ZM217 148H218V146H217ZM229 148H231V147H229ZM0 149H1V148H0ZM6 149H7V148H6ZM19 149H20V147H19ZM36 149H37V148H36ZM36 149H35V150H36ZM45 149H47V147H45ZM56 149H57V148H56ZM58 149H59V147H58ZM73 149H74V148H72V151H73ZM75 149H76V148H75ZM90 149H89V153H91V152H90ZM100 149H101V148H100ZM103 149H104V148H103ZM107 149H108V148H107ZM139 149H140V147H139ZM178 149H179V148H178ZM184 149H185V148H184ZM202 149H203V147H202ZM211 149H212V148H211ZM218 149H220V147H219ZM221 149H222V148H221ZM224 149H225V148H224ZM22 150H23V149H21V151H22ZM27 150H28V148H27ZM29 150H30V149H29ZM64 150H65V149H64ZM97 150H98V149H97ZM101 150H102V149H101ZM143 150H144V149H142V151H143ZM145 150H146V149H145ZM155 150H156V149L154 148V151H155ZM162 150H163V148H162ZM188 150H189V149H188ZM196 150H197V149H196ZM15 151H16V150H15ZM24 151H25V150H24ZM32 151H34V150H32ZM41 151H42V150H41ZM53 151H54V150H53ZM67 151H68V150H67ZM92 151H94V150L92 149ZM95 151H96V150H95ZM98 151H99V150H98ZM140 151H141V150H140ZM148 151H149V150H148ZM151 151H152V150H151ZM154 151H153V152H154ZM164 151H165V150H164ZM176 151H177L176 154H178V150H177V149H175V152H176ZM180 151H181V149H180ZM192 151H193V149H192ZM242 151H244V150H242ZM251 151H253V150H251ZM254 151H255V149H254ZM10 152H11V151H10ZM25 152H26V151H25ZM51 152H52V151H51ZM57 152H58V151H57ZM69 152H70V151H69ZM149 152H150V151H149ZM155 152L157 153V150H156ZM158 152H159V151H158ZM175 152H174V153H175ZM182 152H183V150H182ZM185 152H186V151L184 150V153H185ZM201 152H202V151H201ZM209 152H210V151H209ZM212 152H213V151H212ZM1 153H2V152H1ZM26 153H27V152H26ZM31 153H32V152H31ZM96 153H97V151H96ZM143 153L145 154V152H143ZM151 153H152V152H151ZM194 153H195V149H194ZM194 153H193V154H194ZM199 153H200V150H199ZM204 153H205V152H204ZM9 154H10V153H9ZM22 154H23V152H22ZM48 154H49V153H48ZM50 154H52V153H50ZM55 154H56V153H55ZM57 154H58V153H57ZM61 154H62V152H61ZM94 154H95V153H94ZM148 154H150V153H148ZM162 154H164V153L162 152ZM180 154H181V153H180ZM188 154H189V153H188ZM191 154H192V152H191ZM214 154H215V153H214ZM216 154H218V153L216 152ZM216 154H215V155H216ZM10 155H11V154H10ZM14 155H15V154H14ZM28 155H29V154H28ZM64 155H65V154H64ZM68 155H69V154H68ZM95 155H96V154H95ZM157 155H158V154H157ZM194 155H195V154H194ZM219 155H220V153H219ZM15 156H17V155H15ZM18 156H19V155H18ZM18 156H17V157H18ZM20 156H21V155H20ZM49 156H50V155H49ZM55 156L57 157V155H55ZM69 156H70V155H69ZM151 156H152V155H151ZM158 156H159V155H158ZM181 156H182V154H181ZM185 156H186V155H185ZM192 156H193V155H192ZM197 156H198V155H197ZM208 156L211 157V155H209V153H208V155L205 156L206 159H207ZM213 156H214V155H213ZM220 156H221V155H220ZM256 156H257V155H256ZM2 157H3V156H2ZM12 157H13V156H12ZM31 157H32V156H31ZM56 157H55V158H56ZM171 157H173V154L171 155ZM183 157H184V156H183ZM194 157H195V156H194ZM199 157H200V156H199ZM203 157H204V156H203ZM229 157H230V156H229ZM21 158H22V157H21ZM41 158H42V156H41ZM67 158H68V156H67ZM91 158H92V155H91ZM96 158H97V157H96ZM98 158H99V156H98ZM145 158H147V157L145 156ZM168 158H169V157H168ZM190 158H191V157H189V158L187 157L188 160H189ZM195 158H196V157H195ZM214 158H215V157H214ZM224 158H225V157H224ZM17 159H18V158H16V160H17ZM42 159H43V158H42ZM42 159H41V160H42ZM50 159H52V158H50ZM68 159H69V158H68ZM92 159H94V158H92ZM99 159H100V158H99ZM161 159H162V158H161ZM161 159H160V162H161ZM163 159H164V157H163ZM165 159H166V158H165ZM175 159H176V158H175ZM211 159H212V158H211ZM211 159L209 158L208 160H210V162H212V164H213V161H211ZM254 159H255V158H254ZM0 160H1V159H0ZM33 160H34V158H33ZM84 160H85V159H84ZM94 160H95V159H94ZM169 160H171V159H169ZM169 160H168V161H169ZM180 160H181V159H180ZM195 160H197V159H195ZM199 160H200V159H199ZM203 160L205 161V159H203ZM208 160H207V161H208ZM230 160H231V159H230ZM255 160H256V159H255ZM36 161H37V160H36ZM39 161H40V159H39ZM46 161H47V159H46ZM54 161H56V160H54ZM57 161H58V160H57ZM61 161H62V158H61L60 162H61ZM89 161H90V160H89ZM156 161H157V160H156ZM165 161H166V160H165ZM165 161H164V162H165ZM186 161H187V160H186ZM201 161H202V159H201ZM207 161H206V162H207ZM219 161H220V160H219ZM219 161H218V162H219ZM28 162H29V161H28ZM62 162H63V161H62ZM62 162H61V163H62ZM64 162H65V161H64ZM68 162H69V161H68ZM68 162H67V163H68ZM84 162H85V161H84ZM86 162H87V160H86ZM173 162H174V161H173ZM175 162H176V161H175ZM192 162L195 163L196 161L193 160V161H191V163H192ZM210 162H209V163H210ZM224 162H225V161H224ZM226 162H227V161H226ZM259 162H260V161H259ZM6 163H7V162H6ZM29 163H30V162H29ZM32 163H33V162H32ZM37 163H38V162H37ZM70 163H71V162H70ZM81 163H83V162H81ZM170 163H171V162H170ZM170 163H169V164H170ZM181 163H182V162H181ZM181 163H179V161H178V164H181ZM196 163H197V162H196ZM198 163H199V161H198ZM203 163H205V162H202V164H203ZM221 163H222V162H221ZM255 163H256V162H255ZM48 164H49V162H48ZM50 164H51V163H50ZM72 164H73V163H72ZM88 164H90V162H89ZM95 164H96V163H95ZM99 164H100V163H99ZM171 164H172V163H171ZM199 164H200V163H199ZM223 164H224V163H223ZM6 165H7V164H6ZM13 165H14V164H13ZM13 165H12V166H13ZM17 165H18V164H17ZM63 165L65 166V164H63ZM83 165H84V164H83ZM90 165H91V164H90ZM93 165H94V164H93ZM162 165H164V164H162ZM173 165H174V164H173ZM175 165H176V164H175ZM185 165L187 166L188 164H185ZM214 165H215V164H214ZM218 165H219V163H218ZM218 165H217V166H218ZM228 165H229V164H228ZM27 166H28V165H27ZM32 166H33V165H32ZM53 166H55V165H53ZM60 166H61V165H60ZM85 166H87V165H85ZM111 166H112V165H111ZM158 166L160 167L159 164H158ZM176 166H177V165H176ZM176 166H175V167H176ZM179 166H181V165H179ZM182 166H183V165H182ZM182 166H181V167H182ZM186 166H184V167H186ZM188 166H189V165H188ZM198 166H199V165H198ZM198 166H197V168H198ZM38 167H39V166H38ZM41 167H42V166H41ZM65 167H66V166H65ZM72 167H73V166H72ZM181 167H180V168H181ZM189 167H190V166H189ZM189 167H188V168H189ZM194 167H195V166H194V164H193V168H194ZM202 167H203V166H201L200 168H202ZM214 167H215V166H214ZM218 167H219V166H218ZM218 167H217V169H218ZM222 167H223V165H222ZM229 167H231V166L229 165ZM253 167H254V166H253ZM18 168H19V167H18ZM39 168H40V167H39ZM68 168H69V167H68ZM162 168H163V167H162ZM182 168H183V167H182ZM203 168H204V167H203ZM209 168L211 169L212 167L209 166L206 170H208ZM219 168H220V167H219ZM224 168H225V167H224ZM13 169H14V167H13ZM36 169H37V168H36ZM45 169H46V168H45ZM59 169H60V168H59ZM63 169H64V168H63ZM66 169H67V167H66ZM83 169H84V168H83ZM83 169H81V170H83ZM85 169H86V168H85ZM88 169H89V167H88ZM100 169H101V168H100ZM109 169H110V166H109ZM145 169H148V168H145ZM166 169H169V168L166 167ZM172 169H174L173 166H172ZM175 169H176V168H175ZM177 169H178V168H177ZM185 169H187V167H186ZM185 169H184V171H185ZM213 169H214V168H213ZM213 169H212V170H213ZM215 169H216V167H215ZM40 170H42V169H40ZM68 170H69V169H68ZM74 170H75V169H74ZM81 170H80V171H81ZM90 170H91V169H90ZM150 170H152V169H150ZM169 170H171V169H169ZM188 170H189V169H187V171H188ZM11 171H12V170H11ZM36 171H37V170H36ZM57 171H58V170H57ZM76 171H77V170H76ZM76 171H75V172H76ZM96 171H97V169H96ZM166 171H167V170H166ZM181 171H182V169H181ZM190 171H191V170H189V172H190ZM203 171H205V170H203ZM208 171H209V170H208ZM213 171H214V170H213ZM220 171H221V170H220ZM220 171H219V172H220ZM222 171H224V170H222ZM225 171H226V170H225ZM254 171H255V170H254ZM259 171H260V170H259ZM259 171H257V172H259ZM42 172H43V171H42ZM58 172H59V171H58ZM81 172H82V171H81ZM85 172H86V171H85ZM88 172H90V171L88 170ZM88 172H87V173H88ZM152 172H153V171H152ZM193 172H194V171H193ZM260 172H261V171H260ZM24 173H26V172H24ZM77 173H78V172H77ZM82 173H83V172H82ZM82 173H81V175H82ZM106 173H107V172H106ZM146 173H147V171H146ZM171 173H172V172H171ZM200 173H201V171H200ZM203 173H204V172H203ZM205 173H207V171H205ZM208 173H209V172H208ZM213 173H214V172H213ZM213 173H212V176H214ZM215 173H216V172H215ZM222 173H223V172H222ZM7 174H8V173H7ZM9 174H10V173H9ZM17 174H18V173H17ZM20 174H21V172H20ZM94 174H95V173H94ZM94 174L92 173V175H94ZM99 174H100V173H99ZM148 174H149V173H148ZM168 174H169V173H168ZM178 174H181V173L179 172ZM189 174H190V173H189ZM189 174H187V175H189ZM209 174H211V173H209ZM216 174H217V173H216ZM4 175H6V174H4ZM15 175H16V174H15ZM48 175H49V174H48ZM84 175H85V174H84ZM84 175H83V176H84ZM92 175H91V176H92ZM152 175H154V173H152ZM182 175H183V174H181V176H182ZM191 175H193V174L191 173L190 176H191ZM200 175H201V174H200ZM224 175H227V174H224ZM251 175H252V173H251ZM255 175H256V174H255ZM1 176H2V175H1ZM23 176H24V175H23ZM79 176H80V175H79ZM79 176H78V177H79ZM88 176H89V175H88ZM91 176H90V177H91ZM94 176H96V175H94ZM94 176H93V177H94ZM104 176H105V175H104ZM149 176H150V175H149ZM193 176H195V175H193ZM205 176H206V175H205ZM216 176H217V175H216ZM222 176H223V174H222ZM232 176H233V175H232ZM249 176H250V175H249ZM258 176H259V175H258ZM18 177H19V176H18ZM26 177H27V175H26ZM28 177H29V176H28ZM54 177H55V174H54ZM96 177H97V176H96ZM102 177H103V175H102ZM155 177H156V176H155ZM159 177H160V176H159ZM172 177H173V174H172ZM187 177L190 178L189 176H187ZM214 177H215V176H214ZM223 177H224V176H223ZM229 177H230V176H229ZM261 177H262V176H261ZM29 178L31 179V177H29ZM85 178H86V177H85ZM168 178H169V177H168ZM177 178H178V177H177ZM181 178H182V177H181ZM205 178H206V177H205ZM207 178H208V177H207ZM257 178H258V177H257ZM16 179H17V178H16ZM50 179H51V178H50ZM76 179H77V178H76ZM80 179H81V178H80ZM80 179H79V180H80ZM91 179H92V178H91ZM93 179H94V178H93ZM97 179H98V177H97ZM99 179H100V178H99ZM153 179H154V178H153ZM182 179H184V178H182ZM185 179H186V178H185ZM209 179H211V178H209ZM217 179H219V177H218ZM220 179H221V178H220ZM0 180H1V179H0ZM2 180L4 181V179H2ZM24 180H25V179H23V181H24ZM27 180H28V179H27ZM58 180H59V179H58ZM87 180H88V179H87ZM87 180H85V181H87ZM89 180H90V179H89ZM165 180L167 181L168 179L166 178ZM177 180L179 181V179H177ZM205 180L207 181V179H205ZM245 180H246V179H245ZM248 180H250V179H248ZM14 181H16V180H14ZM43 181H44V180H43ZM82 181H84L83 178H82ZM152 181H154V180H152ZM156 181H157V180H156ZM190 181H191V180H190ZM199 181H201V180H199ZM213 181H214V180H213ZM215 181H216V179H215ZM253 181H254V180H253ZM8 182H9V181H8ZM19 182H20V181H19ZM38 182H39V181H38ZM94 182H95V180H94ZM158 182H159V181H158ZM162 182H163V181H162ZM186 182H187V181H186ZM219 182H220V181H219ZM233 182H234V181H233ZM249 182H250V181H249ZM256 182H257V181H256ZM261 182H262V180H261ZM46 183H47V182H46ZM80 183H81V182H79V184H80ZM90 183H91V180H90ZM181 183H182V182H181ZM190 183H191V182H190ZM247 183H248V182H247ZM250 183H251V182H250ZM250 183H249V184H250ZM252 183H253V182H252ZM11 184H13V183H11ZM54 184H55V183H54ZM83 184H88V183L85 182V183H83ZM91 184H92V183H91ZM96 184H97V183H96ZM161 184H162V183H161ZM182 184H183V183H182ZM188 184H189V183H188ZM197 184H199V183L197 182ZM219 184H220V183H219ZM255 184H257V183H255ZM19 185H20V184H19ZM22 185H23V184H22ZM58 185H59V184H58ZM183 185H184V184H183ZM199 185H200V184H199ZM214 185H215V184H214ZM228 185H229V184H228ZM27 186H28V184H27ZM35 186H36V185H35ZM84 186H88V185H84ZM93 186H94V185H93ZM158 186H160V185L158 184ZM175 186H176V185H175ZM191 186H192V185H191ZM193 186H194V185H193ZM210 186L212 187V185H210ZM2 187H3V186H2ZM5 187H6V186H5ZM5 187H4V188H5ZM19 187H20V186H19ZM56 187H57V186H56ZM90 187H91V186H90ZM183 187H184V186H183ZM189 187H190V186H189ZM200 187H203V186L200 185ZM200 187H199V188H200ZM205 187H206V186H205ZM207 187H208V186H207ZM249 187H250V186H249ZM253 187H255V186H253ZM0 188H1V187H0ZM7 188H8V187H7ZM85 188H86V187H84V189H85ZM93 188H95V187H93ZM97 188H98V187H97ZM226 188H227V187H226ZM229 188H230V187H229ZM257 188H258V187H257ZM86 189H87V188H86ZM89 189H91V188H89ZM98 189H99V188H98ZM166 189H167V188H166ZM175 189H176V188H175ZM191 189H193V188L191 187ZM200 189H201V188H200ZM203 189H206V190H207V188H203ZM208 189H209V187H208ZM220 189H221V186H220ZM248 189H249V188H248ZM248 189H247V191H248ZM258 189H259V188H258ZM260 189H261V188H260ZM4 190H5V189H4ZM27 190H28V188H27ZM27 190H26V191H27ZM30 190H31V189H30ZM37 190H38V189H37ZM80 190H81V189H80ZM161 190H162V189H161ZM177 190H178V189H177ZM189 190H190V189H189ZM209 190H210V189H209ZM213 190H215V189H213ZM21 191H22V190H21ZM23 191H24V188H23ZM83 191H84V190H82V192H83ZM92 191H93V190H92ZM95 191H97V190H95ZM190 191H191V190H190ZM259 191H260V190H259ZM6 192H7V191H6ZM27 192H28V191H27ZM80 192H81V191H80ZM87 192H88V191H87ZM201 192H203V191H201ZM205 192H206V191H205ZM250 192H252V190L250 191V189H249L248 193H250ZM253 192H254V191H253ZM253 192H252V193H253ZM263 192H264V191H263ZM263 192H261V193H263ZM12 193H13V191H12ZM28 193H29V192H28ZM55 193H56V192H55ZM84 193H85V192H84ZM88 193H89V192H88ZM186 193H187V192H186ZM189 193L191 194V192H189ZM206 193H207V192H206ZM210 193H211V191H210ZM213 193H214V192H213ZM255 193L258 194L257 191H256ZM259 193H260V192H259ZM0 194H1V193H0ZM51 194H52V193H51ZM177 194H178V193H177ZM257 194H256V196H258ZM4 195H5V194H4ZM19 195H20V194H19ZM24 195H25V193H24ZM24 195H23V196H24ZM47 195H48V194H47ZM205 195H207V194H205ZM214 195H215V194H214ZM248 195H249V194H248ZM261 195H262V194H261ZM27 196H28V195H27ZM39 196H40V195H39ZM52 196H53V195H52ZM54 196H55V195H54ZM187 196H188V195H187ZM189 196H190V195H189ZM207 196H209V195H207ZM207 196H206V197L203 196V197H204V198H208ZM230 196H231V195H230ZM5 197H6V196H5ZM36 197H37V196H36ZM87 197H88V196H87ZM165 197H166V196H165ZM176 197H177V196H176ZM199 197H202V196H199ZM203 197H202V198H203ZM210 197H211V195H210ZM212 197H213V196H212ZM214 197H215V196H214ZM251 197H252V196H251ZM2 198H3V196H2ZM13 198H14V197H13ZM17 198H18V197H17ZM49 198H50V196H49ZM83 198H84V197H83ZM179 198H180V195H179ZM249 198H250V197H249ZM252 198H253V197H252ZM252 198H250V199H252ZM31 199H32V198H31ZM84 199H85V198H84ZM163 199H164V198H163ZM169 199H170V198H169ZM177 199H178V198H177ZM253 199H254V198H253ZM256 199H257V197H256ZM260 199H261V198H260ZM7 200H8V199H7ZM53 200H54V199H53ZM198 200H199V199H198ZM208 200H209V199H208ZM210 200H211V198H210ZM229 200H230V199H229ZM257 200L259 201V199H257ZM0 201H1V200H0ZM13 201H14V200H13ZM13 201H12V203H13ZM160 201H161V200H160ZM166 201H167V200H166ZM182 201H183V200H182ZM199 201H200V200H199ZM202 201H203V200H202ZM202 201H201V202H202ZM249 201H251V200H249ZM45 202H46V201H45ZM49 202H50V201H49ZM55 202H56V201H55ZM169 202H171V201H169ZM175 202H176V201H175ZM189 202H190V201H189ZM189 202H188V203H189ZM191 202H193V201H191ZM4 203H5V202H4ZM15 203H16V202H15ZM19 203H21V202H19ZM36 203H39V201L36 202ZM42 203H43V202H42ZM193 203H194V202H193ZM193 203H192V205H193ZM22 204H23V203H22ZM22 204H21V205H22ZM24 204H25V203H24ZM26 204H27V203H26ZM70 204H71V203H70ZM11 205H13V204H11ZM91 205H92V204H91ZM93 205H95V204H93ZM174 205H175V204H174ZM187 205H188V204H187ZM187 205H186V206H187ZM194 205H195V203H194ZM194 205H193V206H194ZM196 205H197V204H196ZM196 205H195V206H196ZM263 205H264V204H263ZM1 206H2V205H1ZM160 206H161V205H160ZM190 206H191V205H190ZM195 206H194V207H195ZM213 206H214V204H213ZM6 207H7V206H6ZM12 207H13V206H12ZM18 207H19V206H18ZM26 207H29V206L27 205ZM44 207H45V206H44ZM52 207H53V205H52ZM167 207H168V209H169V206H167ZM191 207H192V206H191ZM194 207H193V208H194ZM19 208H20V207H19ZM54 208H55V207H54ZM93 208H94V207H93ZM184 208H185V207H184ZM184 208H183V209H184ZM188 208H189V207H188ZM263 208H264V207H263ZM7 209H9V208H7ZM11 209H12V208H11ZM13 209H14V208H13ZM15 209H17V208H15ZM20 209H21V208H20ZM25 209H26V208H25ZM34 209H35V208H34ZM86 209H87V208H86ZM95 209H96V208H95ZM164 209H165V208H164ZM164 209H163V210H164ZM168 209H167V210H168ZM191 209H192V208H191ZM191 209H190V210H191ZM87 210H88V209H87ZM158 210H159V208H158ZM163 210H161V211H163ZM20 211H21V210H20ZM89 211H90V210H89ZM164 211H165V210H164ZM192 211H193V209H192ZM13 212H14V210H13ZM31 212H33V211H31ZM168 212H169V211H168ZM172 212H173V210H172ZM188 212H189V211H188ZM22 213H23V212H22ZM52 213H53V212H52ZM52 213H51V214H52ZM165 213H166V212H164V214H165ZM177 213H179V212H177ZM183 213H184V212H183ZM2 214H3V213H2ZM42 214H44V213H42ZM87 214H88V213H87ZM91 214H92V213H91ZM171 214H172V213H171ZM173 214H174V213H173ZM263 214H264V213H263ZM17 215H18V214H17ZM17 215H16V216H17ZM83 215H84V213H83ZM177 215H178V214H177ZM260 215H261V213H260ZM260 215H258V216H260ZM4 216H5V215H4ZM9 216H10V215H9ZM40 216H41V215H40ZM60 216H61V215H60ZM93 216H94V215H93ZM165 216H167V215H165ZM183 216H184V215H183ZM183 216H181V218H182ZM186 216H187V215H186ZM1 217H2V216H1ZM20 217H21V216H20ZM28 217H29V215H28ZM167 217H169V216H167ZM263 217H264V216H263ZM87 218H88V217H87ZM89 218H90V217H89ZM94 218H95V217H94ZM26 219H27V218H26ZM184 219H185V218H184ZM10 220H11V219H10ZM28 220H29V219H28ZM36 220H37V219H36ZM81 220H82V219H81ZM147 220H148V219H147ZM167 220L169 221V219H167ZM173 220H174V219H173ZM262 220H263V219H262ZM45 221H46V220H45ZM94 221H95V219H94ZM187 221H188V220H187ZM27 222H28V221H27ZM81 222H82V221H81ZM188 222H189V221H188ZM252 222H253V221H252ZM261 222H262V221H261ZM11 223H12V222H11ZM22 223H24V222H22ZM58 223H59V222H58ZM179 223H180V221H179ZM18 224H19V223H18ZM28 224H29V222H28ZM34 224H36V223L34 222L33 225H34ZM38 224L40 225L39 222H38ZM61 224H62V223H61ZM94 224H95V223H94ZM253 224L255 225V222H254ZM57 225H59V224H57ZM90 225H91V224H90ZM187 226H188V224H187ZM189 226H190V225H189ZM189 226H188V228H189ZM251 226H252V225H251ZM29 227H30V226H29ZM90 227H91V226H90ZM165 227H166V226H165ZM254 227H255V228H258L256 225H255ZM3 228H4V227H3ZM91 228H92V227H91ZM173 228H174V227H173ZM180 228H181V226L179 225V229H180ZM211 228H212V226H211ZM251 228H252V227H251ZM87 229H88V228H87ZM87 229H86L85 231H88ZM168 229H169V228H168ZM253 229H254V228H253ZM30 230H31V229H30ZM32 230H33V229H32ZM90 230H91V229H90ZM185 230H186V229H185ZM254 230H256V229H254ZM0 231H1V230H0ZM91 231H92V230H91ZM258 231H259V228H258ZM262 231H264V230L262 229ZM89 232H90V231H89ZM89 232H88V233H89ZM255 232H256V231H255ZM259 232H261V231H259ZM30 234H31V233H30ZM30 234H28V235H30ZM89 234H90V233H89ZM190 234H191V233H190ZM250 234H251V233H250ZM254 234H255V233H254ZM262 234L264 235L263 232H262ZM262 234H261V235H262ZM7 235H8V234H7ZM24 235H25V234H24ZM26 235H27V234H26ZM59 235H60V234H59ZM263 235H262V237L264 238ZM61 236H62V235H61ZM87 236H88V235H87ZM91 236H92V235H91ZM22 237H23V236H22ZM83 237H84V236H83ZM188 237H189V236H188ZM191 237H192V236H191ZM27 238H28V237H27ZM94 238H95V236H94ZM260 238H261V237H260ZM15 239H16V238H15ZM56 239H57V238H56ZM59 239H60V238H59ZM85 239H86V238H84V241H85ZM188 239H189V238H188ZM192 239H193V238H192ZM3 240H4V239H3ZM20 240H21V239H20ZM27 240H28V239H27ZM27 240H26V242H27ZM41 240H42V238H41ZM47 240H48V239H47ZM60 240H61V239H60ZM64 240H65V239H63V241H64ZM94 240H96V239H94ZM261 240H262V239H261ZM39 241H40V240H39ZM42 241H43V240H42ZM254 241H255V240H254ZM257 241H258V240H257ZM5 242H6V240H5ZM7 242H8V241H7ZM7 242H6V243H7ZM57 242H58V241H57ZM65 242H67V241H65ZM88 242H89V241H88ZM255 242H256V241H255ZM48 243H49V242H48ZM92 243H93V241H92ZM9 244H10V243H9ZM50 245H51V244H50ZM87 245H88V243H87ZM91 245H93V244H91ZM3 246H4V245H3ZM3 248H4V247H3ZM3 248H2V249H3ZM6 248H7V247H6ZM61 248H62V246H61ZM9 249H10V248H9ZM4 250H5V249H4ZM54 250H55V249H54ZM58 250H59V249H58ZM2 252H3V251H2ZM58 252H59V251H58ZM3 253H4V252H3ZM3 255H4V254H3ZM43 255H44V254H43ZM9 256H10V255H9ZM0 257H1V254H0ZM6 257H7V256H6ZM36 257H37V256H36ZM37 258H38V257H37ZM37 258H36V260H37ZM3 259H4V258H3ZM27 259H28V258H27ZM4 260H5V259H4ZM46 261H48V260H46ZM2 262H3V261H2ZM4 264H5V263H4ZM52 264H53V263H52ZM54 264H55V263H54Z\"/></svg>",
    "mask_w": 264,
    "mask_h": 264
}]
</instances>
